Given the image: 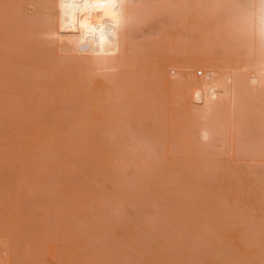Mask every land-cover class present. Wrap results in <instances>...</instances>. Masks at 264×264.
I'll list each match as a JSON object with an SVG mask.
<instances>
[{"label":"bare ground","instance_id":"6f19581e","mask_svg":"<svg viewBox=\"0 0 264 264\" xmlns=\"http://www.w3.org/2000/svg\"><path fill=\"white\" fill-rule=\"evenodd\" d=\"M2 1L3 0H0V3ZM186 1H187V3H186L187 5L184 4L187 6V7L185 6L186 7L185 11H186V9L188 10V8H189V10L186 12L184 11V16H182V14H180L178 12H176L174 14V12L172 10L174 9L175 5L171 4L173 7L172 8L169 7L168 5L170 4L171 1H166V0H7L6 2L5 1L2 2V4L4 3L3 4L4 7H2V4H0V34L2 33L0 35V41L3 40L2 41L3 43L1 42L3 44V46H0V59H1L0 61L5 59V57L3 58L2 55L7 57L6 58L7 60L5 59L6 61L4 60V61L0 62V68L2 66L4 67L5 65H3V64H5L6 62H8L10 60V62H8L9 64L6 63V65H10V66H5L4 70H2L3 69V67H2L0 69V75L3 74L4 71H5V73H7L6 70H8V72H9V74L7 73V77H9L8 75H10L12 73L10 75L11 77L6 78L7 80H4L5 77H4V79L1 78L2 77V75H1L0 80L3 79V81H0V84L1 85H3V84L8 85L10 81H12L14 83V81L16 80L14 77H16L17 75L13 76V74L15 75V74L19 73L17 77H20V75L24 72L22 74V77H20V79L22 80L21 81L22 85L25 84L29 80V79H27L29 77V75H33V76H31V79H33V81L35 80L36 84H39L41 86L42 84L44 85L47 82L45 84V86H48V87H45L47 89V88H49L48 80L46 79L47 80L46 81L44 79L46 82L44 80H42L43 82L41 80H39V81H41L39 83V81L35 78V76L39 75L38 77H41L43 75H46V76L49 75V76H47L48 78L51 77V80H49V82H54L56 84V87L59 88V89L53 88L55 90V92L60 91L62 88V90L60 91L61 94L58 92L60 96L64 92V90H63L64 88L66 90L68 89L67 91L65 90L67 92L66 94L63 93V95L67 97L66 101H68L69 100L68 98H70V97H71L70 99H72L74 97L79 98V102H77V100H78L77 98H76L77 100L75 98L73 99V100H75V101H73V104L75 103L74 104L75 106L72 105L71 103H69V104H71V106H74L73 107L74 109H75V107L78 108V110L82 109V112L79 111V113L80 114L83 113L82 118H79V117L76 118V116L74 117V115H72L73 117L69 116L68 118L72 119L70 125L67 127L65 125L63 127L62 126L63 124H66L67 122H69V121L65 120V119H68L67 118L68 115L65 113L67 116L63 117L65 115H61L62 116V118H61L60 114H64V113H62V111H60L58 108H59V103H60V105H62L61 102L65 99V97H62L63 100L61 102H59L57 100L59 103L56 105L55 103L57 101H55V100L57 98L54 97L55 92L52 89V91L54 93L51 91L52 92L51 95L53 94L52 97L55 98V100H52V101H55L54 102L55 107L51 103H50L51 106H49V103L47 102V100L48 101L51 100L52 97L50 96L51 97L50 99L46 98V100H44V98L46 96H48V95H46V92L48 89L46 90L42 86L38 87V88H40L39 94H38V88L36 89V87H35L36 91H33V93L34 92L37 93V94L34 93L35 95H37V96H35L31 91L33 88L31 89V87H30L31 90H28L29 88H27V90H25V91H28V92H30V94H33L34 99L36 97H37L36 99H38V97L40 96V93L43 92L41 94L42 95L41 98L43 97V100L41 99L42 102L40 101V98L37 100V102L40 101L41 104L39 102L37 104L32 102L35 105H37L36 107L39 106L42 109V107L46 108V106H49L50 108L47 107V109L45 110V113H47L48 111H49L48 113H50L49 109H51V107H52L51 111L54 114H55V110H53V109H56V111L57 110L60 111V113L57 111V114H59V117H57V114H56V116H54V114H52V116H54L55 118L57 117L58 119L59 118L64 119L67 122H65L64 120L62 122L61 119H59V121L54 120L55 119L54 117H53L54 118L53 120L56 123H57V121L58 122L61 121L63 123L61 125V129L63 130V128H65L63 131L66 133H63V131L61 133V130H59L60 125L58 123L55 124V122L51 121L52 117L50 114H48V115H50V119H49V116H47V115L46 116L48 118L44 117L45 113H42L44 115H42V114L40 115V113H39V115L41 117H44L46 121L50 120V124H49V122L48 123L45 122L47 125L44 123L43 125H45V127H42L43 126L42 125L41 126L42 129L40 127L36 128L37 126H35V128L33 127L34 129L30 128V130L24 129V133L22 132L23 130H21V129H23L22 128L23 125L22 126L19 125V126H21V128L19 127L20 129L15 130V132L18 131L17 133L13 132L16 135V136L14 135L15 137H13V139H19V141L17 140V144L19 143L21 145V142H22V145H24V146L27 145V149H30L31 145H28L27 142L29 140H30V142L32 141L31 142V143H33L32 146H34L36 142L34 141V139L29 137V135L31 136L32 134H35V131H36V133L38 135L37 134H35V135H37L40 138L41 142L43 144H45V147H46L45 148L42 146L43 152H45V154L42 152V150L40 151L42 154L45 155V156L43 155L44 157H46L45 159H47V160H44L45 163H46V161H47V163L48 162L49 163L54 162L53 164L56 163L55 166L57 167L59 164V161H61V158H64V161H63V159L61 161L62 163L65 162V160H66L65 163L68 165L70 162L71 163L75 162L74 166L78 165V163H79V165H81V167L83 166L82 167L83 170L88 169L90 166H92L94 164L93 167L88 169L89 172L92 170V168H94L93 173L96 172L97 169H98V171H101V172L104 171V172H102L103 175H102V173L100 174L102 176H100L101 178L98 180V181H101V183H103L104 185L100 184V182H99V185L101 187L98 186L97 185L98 182H96L95 179H94L95 181H93V179H92L91 185H86V182L91 179V178L90 179L86 178L87 174L82 175V176H84L83 181H82V176L76 174V173H78L77 169L71 170V171L74 170L76 172L75 173L73 171V174L74 173L76 174V175L74 174L75 176L72 174L71 171H70L71 174L68 173V176H67V174H65L67 171L65 172L63 170V173H62L61 170L64 167L61 164V166H62L61 169L58 167L60 170V172H58V175H62V176H59V177H61V179L60 178L58 179V183H56L58 185L54 184V186H56L54 189L58 190V193H57V190L54 193V196L56 197V198H53L54 202H53L52 198L49 197L50 195L52 197H54L52 194V192L54 190H52V192H50V193L45 192L46 189H43L44 192L42 191V193L46 194V195H44V196H46V198L50 194L48 196V198H50L52 200L51 201L52 202L51 207H53V209L51 210L53 213L52 215H50L51 214L50 210L47 213V210L49 209V207L47 208L48 200L46 201V204H45V201H44V203L38 202L37 203L38 207L36 204H34L36 206H34V209L32 208L33 210L29 209L31 205L28 206L26 204L29 207L27 211L30 210L31 211L30 213L33 212L32 215H35L34 210L37 211V209H39L40 207H41V209L39 211L40 212H41V210L43 211L41 213H38L39 211H37V215L41 214L40 216L35 215L36 217H31L30 216L31 214L27 213V211H26L27 214L23 213L25 209L21 208L23 203H20V201L22 200L21 199L22 195L20 196V194H18V195H16L18 197H16L15 196L16 189L13 192L14 195L9 193V194H6L5 196H3L4 194L0 193V195L3 198H5L7 195L11 196V199L10 198L9 199L11 200L12 203L14 202V204H12L13 206L11 207L12 214L10 213L11 216H13V217L11 219V217L9 216V217H6L4 219L3 217H5V215H3L2 219L5 221V223L2 221L4 224L3 223H2V225L0 224V226L2 227V228L0 227V230L5 229L4 227L6 225V228L8 231H10L12 229L13 230L12 232H14V229H15V234L16 233L17 234L15 236V234H12L11 232L5 231V232H7V234L3 232V234H6L7 236L10 235L8 238L3 239V240H5V242H6V240L10 241L14 237H17L18 233H19L17 231L21 227L22 228L27 227L25 229H30L29 227H31L32 225H34L33 227H35V225H36V228H39L41 233L46 232L47 234H44V235L49 237V233L47 231H45V229L46 228L48 229L50 227L49 229L53 230V228H52L53 225L48 226L47 223L50 222L49 217L51 218L54 215L53 218L54 217L55 218L54 219L51 218V219L55 222V224H54L55 227L59 226V228L57 230L58 233L56 231L55 232L53 231L54 235H52V237L51 236L50 237L53 240L54 237L57 236V234H58V237H55L57 239L54 241H56V242L59 241V243L62 241V243H63V239H64V242H65V240L68 242V243L67 242L64 243L65 246L60 245L61 248L63 247L62 248L63 252L65 249L64 255H66V254L69 255L71 253L73 254L76 251H78V249L76 250L74 248L75 247L79 248L80 246H82L81 244L83 242L80 243L79 240L83 239L85 236H87V237H85L84 240H82V241L86 240V242H87V243L86 242L83 243L85 248L83 249V247H80V248H82V250L79 249L78 252H82L83 250L84 251L86 250V252L92 254L93 256H90L91 257L90 258L88 255H83L85 257V258H83L82 255H76L77 253H75L74 255L78 256V258H77L78 260L76 259L75 261H77V264H93V262H94V264H100V263L105 264V262H103V260H99V262L97 261V259L99 257H102V255L107 256V255H105L106 250H103L104 248H102V250H103L102 252H104L103 254L100 253L101 250L99 249L100 246L107 247L106 244H104L103 239L105 241H108L109 236H112V233H115V235L113 234L114 236H112L111 238H113V237L117 238V236H118V239H120L121 241H119L118 239H115V240H118L119 242L117 245L118 247L116 246L117 248H115L114 250L119 248L120 242L123 243L127 239L124 235L123 236L119 235L122 232L118 231L119 228H116V226L113 224L114 222H112V224H113L112 226H115V229H112L113 227L111 228L109 226L110 224L108 222V219H110L112 216H110L109 214H107L105 216V214L107 213V210H108V208H110V206L111 207L113 205L116 206V204H117V206H118V204H119V206H121V204L124 202L125 205L123 203V208L127 209V205L128 206H129V204L133 205L135 202V206H137L136 209L139 208L138 210H140L142 208V210H140L141 214L138 215L137 220H136L137 216L136 217L133 216V217H135V220L132 219V221H134V222L136 221V222L135 223L132 222L133 224H131L132 226L130 225L131 227H128L129 223L128 224L126 223L125 225L126 226L128 225V226L126 227L127 229L126 228L125 229L128 230L127 234L129 236H131V234L134 233V234H137L136 235L137 238H139L138 236H141V235H142L141 236L142 238L140 237L139 238L140 241H138V240L136 241V239L132 238L134 236V234H133L131 236V239L130 238L127 239V241L129 240L128 242H132V243L127 242V244H130V247L126 244V242H124L123 244L127 245L126 246L127 250H125L126 248L124 247V245L122 243H120V244L123 245L122 247L124 249L122 247H121V249L120 248L119 249H120L121 253L124 252V254H126L127 256H130L132 253L134 255L136 254L138 257H135L136 255L135 256L131 255V256L135 260L137 258H139V259L141 258L140 260L138 259V262L143 261V258L148 256L147 257L148 259L145 258L146 261L144 260L142 262L143 264H146L145 262H147V264H153L151 259H153V261L155 260L154 263H157V264H160L163 262H164L163 264H171L169 262H172L174 257H175V259L173 260L174 264L176 262H177V264H191V263H193V262H191L193 259H199V260H197V263L194 262L195 264H199L200 261L202 260L201 257L208 255V254L202 255L204 252L201 253V255H200V251L203 248H206L208 250L207 252L209 253V255L211 254V257L215 258L214 261H216L217 264L218 263L222 264L221 261L227 259L228 257L225 258V254L219 255V254H222L223 252H225L224 250L222 251L223 247H221V243H222V246H223V244L225 245V243H226V247L228 244V247H227L228 249H229L230 244L231 245L233 244L231 249L232 250L235 249V252L237 254L236 257L238 256V258H239V261H238V259L235 257V255L232 252H231V254L229 253L230 257L232 255L233 257H235L237 259V260H235L237 262L231 261V264H264V229H263L264 227L261 226V224L264 225V183H263L264 182V169L261 171L260 170L258 171L259 165L264 167V0H190V2L192 1V5H189L190 2L188 3V0H186ZM167 2H168V4H166ZM178 2H180V0ZM185 2H183V3H185ZM177 3H175V4H177ZM144 4H146L145 10H143L144 8L141 6ZM147 4H149L148 8H147ZM152 5L153 6L155 5V8H153ZM164 5L166 8H167V6L169 8H171L170 11H171L172 15L174 14L173 17L175 18V20L172 17V15H169V14H171V13H168L169 8H167V10H166V13L169 15L167 17H169V18L172 17V18L169 21V19L166 17V15H165L166 13L163 12V11H165L164 10L165 7H163ZM141 8H142V11H144V13L142 12V14L140 12ZM161 8H164V9H161ZM178 8H179V6H178ZM146 9H148V11ZM181 9H182V7H181ZM183 10H184V8H183ZM174 11H178V10H174ZM145 12H147V13H145ZM160 12H162V13H160ZM162 14H164L165 16ZM148 15H149V17H147ZM176 15H179L180 17L177 18ZM140 17H142V18H140ZM179 18H180V21H178ZM140 19L144 20V21L141 22ZM147 19L149 22H148V27L146 28L147 25H144V24H147V21H146ZM164 19H168V20H166V22H165ZM176 20L178 22L176 24H174ZM158 21H161V23ZM172 21H174V22H172ZM139 22H140V25L143 23V25H142V26H144L143 29H145V28H146V30L150 29L149 32H147L148 30L147 31L144 30V32H146V34H149V36H150V39H149L150 42L149 43H151L148 47L143 46L146 50L150 47H152V48L156 47L157 48V44H160L159 42H161L162 40L158 42L157 40H155V39H157L156 36H159V37H160V35L164 36L162 34L164 32L161 33L160 27L162 29V26L164 25L163 29L165 30L166 28L168 29V27H166L165 25L168 26L169 25L168 23H171V24L173 23L174 27H173V25H171L172 28L170 31V33L172 35L181 34V35H179L180 37L187 38L186 36H190L194 39L197 38L200 45L201 44L203 45L206 42V44H208L211 49L213 48V46L218 48V49L215 48L216 49L215 53H217V56H215L214 58L211 57L212 55L210 56L209 50L207 51L205 49L207 46L204 45V47H205L204 49H202V48L197 49V50L192 49L193 51L191 50L192 51L191 54H189L190 53L189 52L188 53L189 56L186 54L187 56H185V58H183L184 55L182 54V56H180V54L178 53L179 50L177 48L173 49L174 46L176 45L175 44L176 41L171 42V40L173 41V39L176 37L172 36L173 38H170V42H171L170 45H172L174 43V46H169L170 48L168 47V48H164L161 50L160 47H162L161 45H163V43L161 42L162 44L158 47V50L160 49L161 51L159 50L160 52H158L157 49H154V50H157L158 53H156L155 58H153L154 60L150 59L151 60V61H149L150 63L146 62V63H148V64H146V63H144L145 62V56H143L142 51L139 50V47L141 46L142 43L140 42L139 37L137 36L138 31L139 32L141 31L143 33L142 27L138 28V26H137V25H139L138 24ZM144 22H146V23H144ZM156 23H158V24H156ZM158 26H160V27H158ZM1 29H3V31H1ZM9 29H11V30L9 31ZM167 29L165 31H168L170 28L168 30ZM5 33H7V35ZM36 34H38V35H36ZM4 35H6V36H4ZM149 36L147 35V37H149ZM162 36L160 38H162ZM164 37H167V36H164ZM179 38H178V40H179ZM38 39H40V40H38ZM187 41L185 42L186 45L189 43V40H187ZM45 42H46V44H45ZM81 42H83V43H81ZM138 42H140L139 43L140 45H138ZM179 43L180 42L178 41L177 44H179ZM190 43L192 44L191 40H190ZM43 45H44V47H43ZM137 45L139 46L138 48H137ZM40 46H42V48ZM165 46H168V44H166ZM192 46H195V45L192 44ZM3 47H4V49H3ZM11 47L12 48L14 47L15 49H12ZM175 47H178V46H175ZM7 49H8V51H7ZM145 49H142V50L144 51ZM207 49H208V47H207ZM148 50H150V49H148ZM154 50L152 49V51H154ZM203 50H205V51H203ZM152 51H144V53L147 54V52H149V54H150V52H152ZM182 51H183V49H182ZM213 51H212V53H213ZM13 52H15V53H13ZM180 52H181V50H180ZM207 52H208V54H207ZM215 53H214V55H215ZM29 54H32V55H29ZM148 55H146L148 57V58H146L147 61L149 60ZM15 58L16 59L21 58V60L16 63L15 61H17V60H14ZM30 58H32V59H30ZM24 59H26L27 62L29 60L30 61V62H28L29 64L28 63L24 64L23 62H26ZM11 60H14L13 62H15L16 66L13 65L14 63H12ZM143 60H144V62H142L143 63L142 64L141 61H143ZM19 62L21 63L22 66L20 65ZM18 63H19V66H17ZM30 64L32 66H36V65L37 66L33 67L31 69ZM43 64H46V66H43ZM141 64H142V66L145 64L146 67H148V66L150 67L151 75L154 76V80H156L158 82V84L160 85L159 87L163 91H166L168 93L170 92L172 94H176V96L179 97L180 100H182V102H184V109H185L184 111L189 116L186 118V120H187L186 123H188V127L186 130V133H184L185 135H183V136H185L184 140H185L187 145L191 144L193 141L195 143V141H196L197 145H199V146H196V144H195L196 147H199L198 149L197 148L196 149L200 152V153L197 152V155L201 154V156H197L196 154H192L190 156V154L187 152V151H191V149L189 150V146L187 147V151H185V153L187 152V154H188L187 156L186 155H181V156L172 155L174 153V151L172 154H170L169 151H165L166 153H158V151H160V149L158 151H154V155L152 154L153 152L152 153L149 152V153L145 154L146 148L144 147V145L148 146V147H149V145L146 143L145 144L143 143V142H145V140H143L144 137H140L141 140L139 141L138 140L139 136L138 137L133 136L131 133H134V132H131L130 131L131 128H129V127H126V128H127V130L129 129V132H131V133L128 132L129 135H127L128 133L126 135H127V138L130 135H132V137H130L131 139L129 142L130 143L129 146H131L132 148L127 147L128 144L127 145L125 144V143H127L126 139L122 140V141H125L123 143L125 145V146L123 145L124 147L123 146L121 147L120 144L117 145L116 140H113V143L111 142L112 145L109 144L110 139H111V137H110L111 135L114 136V138H115V136L117 134L118 135L116 137H118L121 133H125V131H127V130H125V128H123L121 126L123 128L122 130L124 132L121 131V133L116 134L114 129H116L115 127H117V126H119L118 128L120 129L119 123H122V120L125 119L123 113L125 111H126V113H128V109H130V108H126V110H123V109H125L124 104L126 103V101H128L125 96H127L128 98H130L131 96H135V94L137 93V87L139 85L143 88V85H142L143 83H141V81H143L144 79L142 77L143 74H141L142 69L139 68V67H142ZM150 64H152V65H150ZM11 65H12V67H11ZM196 65L201 66L203 68H206V70H204V72H203L204 75H202L203 74L202 71L199 70L200 73H202L201 77H194L191 75L190 69H192ZM23 66L27 67L28 69L26 70V68H24ZM168 66H177V67L182 68V69L180 70L179 74L176 75V77L174 76L175 78H170L168 76V74H166V72H165L166 71L165 69ZM6 67H9L10 69L9 68L7 69ZM19 67H20V69H19ZM44 67H46V70H43ZM146 67H144V68L146 69ZM12 68H14V69H12ZM37 68H38V70H37ZM22 69H23V71H22ZM15 70H16V72H15ZM29 70H31V71L33 70V72H31V74H30ZM41 70H42V73H41ZM34 71H37L36 72L37 75H35ZM47 71H50V72H48V74H47L46 73ZM149 71H148V74L150 76ZM5 73H4V75H5ZM26 74L28 75V77H26ZM144 75H145V78H146V76H148L146 74H144ZM151 77L152 76H150V78ZM8 79H10V80H8ZM13 79H15V80H13ZM7 81H9V82H7ZM33 81H32V83H34ZM12 82H10V84ZM19 82L20 81L17 79L16 80L17 84H15V85L19 86ZM154 86H156V85H154ZM9 87H11V89H13V90L9 91L10 94L12 93V91H14V92L17 91L19 94L21 92L22 93L24 92V89H22L23 91L21 89H18V90L14 89V85H12V86L10 85ZM25 87H26V85H25ZM141 87H139V88H141ZM7 88L8 87H6V89ZM51 88H52V86H50V89ZM144 88H146V87H144ZM6 89H5V87H3L0 90L1 93L4 92ZM8 89H10V88H8ZM41 89L42 90L44 89V90L42 91ZM78 89L80 90V92H78ZM19 90H21V92H19ZM14 92H13V94H14ZM72 92L74 95L72 94ZM1 93H0V110H1L0 116H1V119H4L5 117H9V114H8L9 112H7V111H11L10 115H12V117H13V118H11V116H10L9 118H11V119H15L19 112H20V114H22L21 117H24L25 113H23V112H25V111L22 112L23 109H20L19 107H21V105H22V107L23 106L25 107L26 103L30 100L26 99L27 101L26 102L24 101L25 102L24 104L22 102L19 103V101H21L23 98L21 99L19 97V95L14 96L13 94H11V95H13L12 98L19 97L20 99L19 98H17V99L11 98L12 100L7 101L6 100L7 98L10 99L9 97H6V96H10V94H8V90H6L4 93L6 95V96L4 95V97L6 99H4V97L2 96L3 93H2V95H1ZM58 93L55 94V95H57L56 97L59 96ZM24 94H25V92H24ZM44 94H45V97L43 96ZM69 94H71V96H69ZM77 95H79V96H77ZM89 97L90 98L92 97V102H93V100H94V102L96 101L95 104H93V107H92V104H89L90 105L89 107L90 108L92 107V109L90 111L91 114L89 113V110H88L89 107L87 106V99ZM27 98H29V97L27 96ZM30 98H32V97L30 96ZM48 98H49V96H48ZM93 98H95L96 100ZM36 99L34 101H36ZM156 99H157V96H156ZM175 101H176V99H175ZM44 102H47V103L45 104ZM65 102H64V105H65ZM101 102L102 103L104 102L102 106H101ZM79 103L81 105L80 107L77 106ZM129 103H131V102H129ZM17 104H19L20 106L18 105V107H17L16 106ZM66 105H68V104H66ZM31 106H33L35 108L34 105H31ZM103 106L106 109L107 113H104L103 111H99V109ZM68 107H66V108H68ZM15 108L16 109L18 108V109L15 111ZM30 108H32V107H30ZM162 108H164V107H162ZM38 109H40V108H37L35 110L38 112ZM64 110H66V109H64ZM78 110H77V112H78ZM13 111H15V112H13ZM26 111H28V109H26ZM39 111H41V110H39ZM114 111L115 112L116 111H118V112L122 111L121 114H123V115H121L120 112H119V114L121 116L118 113H116V114H118L119 116L114 115V113H115ZM132 111H133V109H132ZM3 112H4V115L7 114L5 117L2 116ZM28 112H26V114H28ZM30 112H31V110H30ZM33 112H34L33 114H35V111H33ZM41 112H43V111H41ZM15 113H16V115H15ZM79 113H78V115H79ZM13 115H15V116H13ZM40 116L37 119L36 118L37 116L35 117V115H34V117L38 121V122L35 121L36 123H41V121L42 122L45 121L44 118H40ZM129 116H130V114H129ZM2 117H4V118H2ZM17 117H20V116L18 115ZM28 118H30V117L28 116ZM73 118H76L77 122L75 120H74V122H72ZM101 118L103 120H106V121H103V125L109 119V121L107 122L108 124L106 123L105 125L111 124L110 125L111 127L108 129H105L106 127L105 128L102 127L101 126L102 124L100 123V121H102ZM7 119L8 118H5V120H7ZM40 119H42V120H40ZM78 119H82V120H78ZM88 119L91 120V123H89ZM9 121H11V120L9 119ZM127 121L129 122V120H127ZM127 121H126V123H127ZM4 122H8V121H4ZM11 122H13V124H14V121H11ZM11 122L6 123L5 125H8ZM24 122H25L24 124L27 125L26 124L27 121L25 120ZM28 122H29L28 124H30V122L32 124L31 120L30 121L28 120ZM51 122H52V124L54 123L53 125H55V127H57L59 125L57 129L60 132L57 131V129H54V130L51 129V128H53L52 127L53 125L51 124ZM162 122H163V120H162ZM178 122H179V120H178ZM3 123H2V121H0V125H1L0 129H1ZM22 123H23V121H22ZM36 123H34V125ZM17 124L18 123H16L15 125H17ZM15 125L13 128H15ZM32 125H31V127H32ZM49 125H52V126L50 127ZM183 125H184V123L182 124V126ZM4 128H5V126H4ZM11 128H12V126L10 127V129ZM31 129L33 131H31ZM37 129H38V131H37ZM196 129H199L200 136L204 140V142H203L204 146H202V144H200L199 141L197 142V139H196L197 137H195ZM12 130H11V132H12ZM19 130H21V131L19 132ZM39 130H41V131H39ZM44 130H45V132H44ZM21 132L24 134V136H22L23 134L21 135ZM27 132H29V134ZM97 132L99 133V137H97ZM158 133H159V131H158ZM155 134H156V132H155ZM169 134L171 135L172 133L169 132ZM0 135H2V134L0 133ZM123 136L125 138V134ZM6 137L7 136L5 134V139H6ZM16 137H18V138H16ZM20 137H22L21 140H20ZM172 137H173V135H172ZM27 138H28V140L25 141ZM5 139L1 137L0 141L5 140ZM99 139L101 142H99ZM133 139H136L137 141H139V144L136 140H133ZM8 140L10 142V137ZM174 140L176 141V138ZM174 140H171V141L173 142ZM111 141H112V139H111ZM171 141H169L170 142L169 146H171V144H173ZM160 142H161V140H160ZM67 143L71 144L70 148H69V144L67 145ZM115 143H116V145H114ZM131 143H133V144L131 145ZM141 143H143L144 145L143 144H142L143 146L140 145ZM177 143L179 144L178 141H177ZM194 143H192V144H194ZM216 143H218V145ZM10 144H9V146H7V149L10 147ZM50 144L52 146L54 145L53 149L50 146ZM58 144H63V145L66 144L67 147L65 149L64 148L60 149L57 147ZM162 144H163V142H162ZM181 144H182V142H181ZM183 145L184 144L178 145V146H183ZM216 145L219 146L218 149H220L221 152L227 151V154H229V157L225 156L226 160L224 159L225 161H223V162L219 158H217L214 153H213L214 156L213 155L209 156L211 154H209V152L207 153L208 150L204 149L205 146H208L210 148L211 146H216ZM40 146H41V144H40ZM191 146H194V145H191ZM16 147H18V145H16ZM171 147H170V149H171ZM0 148H1V150L2 149L6 150V149H4V146L1 147V145H0ZM22 148H24V147L22 146ZM55 148H57V149L54 150ZM149 148H151V147H149ZM10 149H8V152L11 153L13 150L11 151ZM47 149H49V150L47 151ZM3 150L0 153V174L2 176H3L2 173L7 172V169L5 170L6 172L1 171L2 169H4L3 164L6 163L5 158L7 160H10L12 158V156H11V158L8 159V157H6L8 152L5 153ZM44 150H46V151H44ZM77 150H78V152H77ZM152 150H154V149H152ZM202 150H203V152H202ZM19 151H21V150H18L16 153H19ZM31 151H32V149H31ZM50 151H51V153H49V154H51V155L48 154V152H50ZM66 151H68V152H66ZM205 151H206V153H205ZM40 152L38 153L39 157L37 156L39 158V160L42 159V158H40ZM60 152H61V155H60ZM20 153H22V152H20ZM180 153L182 154V152H180ZM195 153H196V151H195ZM76 154L79 156H77ZM158 154H160V156ZM164 154H165V157H164ZM216 154H218V152ZM144 155L150 156V157L145 158ZM18 156H16V157H18ZM49 156L53 157V158L51 157L52 159L50 158V161L48 158ZM54 156H56L59 161L57 159L55 161ZM127 156H129L128 159L133 158V159H131V161L134 162V163L131 162L132 165H130L131 163L127 159ZM16 157H14V159L12 158V160H15ZM67 157L69 160L66 159ZM78 157H79V159H78ZM81 157H84V158H81ZM20 158H21V156L19 157V159ZM70 158L71 159L74 158V159L70 160ZM92 158H93V161H92V163H90L91 162L90 160H92ZM94 158L97 159L98 161L94 160ZM31 159H32V161L34 160V162L36 161L35 160L36 158L35 159L31 158ZM76 159H78V161L79 160H81V161H79V162L77 161V163H76ZM243 160H245V161L242 162ZM17 161L18 160H16V162ZM21 161L24 164L25 158ZM41 161H40V163L42 164L43 160H41ZM9 162L11 164V165L9 164L10 168H11L13 163H11L12 161H9ZM34 162H32V163L29 162L30 164L28 162L27 163L29 165H31V164L34 165L35 164ZM36 163H39V161H37ZM49 163L47 164L48 167L46 166L47 168L52 166V165H49ZM17 164H19V163H17ZM39 164H35V166H32L31 170H33V169L35 170L36 168H37V170L40 169L39 170L40 173L36 172L37 174L34 173V170L32 171V179L38 175L37 176L39 179L38 181L40 182V184L42 183L41 185H44L46 183H47V185H50V184H48V182L50 183L51 180L53 181V178L54 179L56 178L55 174L54 175L52 174L53 176H51L50 174H47L49 178H48V181L45 182L44 181L45 176L43 175L45 173L43 171L41 172L42 167L38 168ZM125 165H128V166L130 165L129 166L130 168L126 167V168H128V169H126ZM4 166H5V164H4ZM99 166H101V167H99ZM102 166H103L104 170H103ZM52 167H50L51 169L49 168L50 169L49 171H51V172H52ZM56 167H54V170ZM68 167H71V165H69ZM47 168H45V169H47ZM58 168H57V170H58ZM100 168H102V169H100ZM9 172L12 173V171H9ZM97 172L95 174L99 175V174H97ZM8 173H6V176H8L10 174V173L9 174ZM41 173H42V175H41ZM47 173H49V172H47ZM223 173L224 174L226 173V174L224 175ZM40 175H41V177H40ZM91 175H92V177L96 176L94 174H91ZM128 175H129V178H128ZM50 176L52 177V179L50 178ZM78 176H80V178ZM226 176L229 178H231V177L236 178L235 182L230 181L231 185L232 186L234 185L233 187L231 186L232 189H235L234 190V198H233V196H231V199L232 198L233 199L230 202V204H226V200H228L227 198H229L228 195L230 193L229 194L226 193V195H227L226 196L225 193H223L224 190L222 189L223 188L222 182L224 181L225 178L227 179ZM69 177H71V178L75 177V179L77 178L76 180L79 182V187H85L86 186L85 187L86 189L84 190L83 193L80 192L81 190H77L76 188H74L77 185L75 183L76 180L73 182L70 181L71 183L69 182V185H66L67 184L66 182H67ZM189 177H190L189 180L193 181L194 183L186 181V179ZM121 178L129 179V180H127L128 181L127 184H126V180L124 181V179H121ZM130 178L131 179L133 178V179L131 180ZM135 178H137V179H135ZM211 178H213V179H211ZM138 179L140 181H138ZM162 179H165V180L168 179L169 181L168 182L162 181ZM216 179L219 180L218 181L219 184L217 183ZM34 180H36V179H34ZM85 180H86V182H85ZM133 180H137L138 183H140V182L141 183L138 184L139 186H137L136 185L137 181H135L136 184L134 186L135 182H133ZM228 180L229 179H227V181ZM220 181H221V184H220ZM84 182H85V184H84ZM94 182L96 183V185ZM123 182H125V183H123ZM132 182H133V185H132ZM250 182H256L257 185L253 186ZM72 183H73V185L75 184V186H73L74 189L71 186ZM106 183H108L109 186ZM129 183L131 186H129ZM153 183L157 187L154 186L155 189L151 190L152 188H154L152 186V185H154ZM165 183H166V185L164 186ZM209 183L212 186L209 185ZM51 184H52V182H51ZM105 184H106V186H108V189H107V187L104 188ZM203 184H204V186H202ZM249 184L252 185L251 188H254V190H255L254 194L249 193V192H251L250 191L251 188L249 187L250 186ZM61 185H64L63 190L65 188H67V186H68V188L65 189L66 190L65 192L67 195L70 194V192H69L70 189H71V191L74 192V193L71 192V193H73V195L71 194L72 196L71 195L67 196L68 199L64 198V195H63L64 191H62L61 189H58L59 186H61ZM228 185H229L228 188H231L229 182H228ZM50 186H52V185H50ZM132 186L134 187V189ZM136 186H137V188H135ZM167 186L170 190L173 191V192H171V193H173L172 195H171L169 189H167V191H169V192H166V190H163V188L167 187ZM220 186H221V188H220ZM35 187H38V186H35ZM128 187H131V188H128ZM204 187L207 188L206 191H205ZM212 187H213V190L211 189ZM20 188L22 189V187H20ZM148 188H150V189H148ZM158 188H159V191L157 190ZM202 188H204V190ZM21 189H20V191H22ZM35 189H38V188H35ZM78 189H82V188H78ZM18 190H17V193H18ZM26 190H27V192H29L30 189L25 188V190L23 189V192L27 193V192H25ZM60 190H61V192H60ZM155 190H157V192L160 195L157 194V192ZM20 191H19V193H21ZM211 191H213V192H211ZM225 192H227V191H225ZM24 193H22V194H24ZM131 194H133V196ZM248 194H250L251 196L252 195L256 196V198L259 200V203L257 205V211H254V209H251V207L254 208V206H253V204L251 206V204L248 203V201L251 202L252 200H255V199L253 198V196L252 197L250 196L253 199L248 200V197H249ZM142 195H143V198L141 197ZM144 195H145V197L147 195H149L146 198V199H148V198L149 199L145 200ZM8 196H7V198H8ZM19 196H20V198H19ZM82 196H84L85 199H82ZM134 196H136L139 199L137 200ZM101 197H107L108 199L106 198V201H108L110 203L106 202L105 200L103 201L104 198L101 199ZM131 197H133V198H131ZM157 197H159V198L161 197V199H159V198L156 199ZM242 197H244V198H242ZM15 198L20 199L19 200L20 204L18 203V199L13 200ZM57 198L59 200H61L60 201L61 203H58L59 200H57ZM74 198H75V200L80 201L81 204L83 203V200H84L85 206L78 205L77 201L74 202ZM162 198H165V199H162ZM188 198H190L191 201ZM55 199L57 202H55ZM62 199H64V200H62ZM112 199H113V201H112ZM195 199H196V201H195ZM114 200H115V202H116V200H118L119 203L116 202V204H113V203H115ZM133 200H135V201H133ZM143 200L147 201V202L143 203ZM162 200H163V202H162ZM197 200H199V201L197 202ZM206 200H208L207 204H206ZM150 201H152L153 203L155 202L158 205L153 204ZM188 201H190V202H188ZM200 201H201V203L203 201V204H205V205H208L210 203L209 205H211V207L210 208L207 207L208 211H207L206 207L204 208L201 206L202 204L200 203ZM102 202L108 203V204H110V206H106L108 204L101 206ZM111 202H113V203H111ZM148 202H149V204H148ZM169 202H171V203H169ZM1 203H2L3 207L6 205L5 202H0V208H1L0 213L4 212L3 214H5V211L3 209L6 208V210H8L10 207H7L8 206L7 205L2 209ZM54 203H56V204L54 205ZM74 203H75V205L73 206ZM89 203H91L93 205V208L88 207V206H91V205H88ZM150 203L153 204L152 205V207H154L153 209H152ZM41 204L43 207L45 205V207L43 208L41 206ZM49 204H50V202H49ZM49 204H48V206H49ZM59 204L62 207H60ZM141 204H142V206H141ZM160 204H162V205H160ZM249 204H250V206H249ZM169 205H171V206H169ZM9 206H10V204H9ZM19 206H21V207H19ZM119 206H118V208L121 209L122 206L121 207H119ZM149 206H150V208H149ZM155 206L159 210H157V212H155L156 215H155V213L150 215V213H151L150 210L156 211ZM226 206L228 207L227 209H226ZM36 207H37V209H35ZM83 207H85V208H83ZM102 207H103V209H102ZM116 207L114 208V206H113V211L116 209L115 212L117 213V211H120V209L117 210ZM168 207H170V208H168ZM173 207H175V208H173ZM19 208L21 210H19ZM69 208L71 210H69ZM94 208H95V210L99 209L97 211L98 215H101V214H102L101 216L104 215V218L101 219L100 222L97 220L98 219L97 216H94V214H89L90 210L94 209ZM163 208H164V210H163ZM197 208L200 209L199 210L200 212H202V211L203 212H209L210 214L202 215L203 212L199 213ZM202 208L204 210H201ZM54 209L56 212L54 211ZM250 209L253 210L254 212L251 211ZM87 210H89V211H87ZM111 210H112V208H111ZM162 210H163V212H162ZM166 210H169V211H166ZM19 211L20 212L22 211L21 212L22 214L19 213ZM122 211L124 212L126 210H122ZM122 211H121V213H122ZM134 211L137 212L136 210H134ZM134 211L133 210L130 211V209H128V211H126V212L130 217L131 213L132 212L134 213ZM170 211L172 212V214ZM197 211H198V213H197ZM60 212H61V214H60ZM126 212H124V213L126 214ZM164 212H166V213H164ZM169 212H170V214H168ZM2 213L0 214V216L2 215ZM7 213H9V211H7ZM121 213H119V214L117 213V215H120ZM198 214H200V215H198ZM25 215H27V216H25ZM108 215L110 217H108ZM128 215L126 216V218H124L125 221H127L126 219H127ZM147 215H148V217H146ZM154 215L157 216V218L161 215H164V216H162V217H164V219H162V217H161V219L159 220V219L155 218ZM18 216H21V217H18ZM67 216H68V218H66ZM71 216H75V218H71ZM81 216L83 217L82 220L86 221V223H88V222L90 223V224L88 223L89 226H85V225L83 226L82 223L80 226V224L77 221H80ZM91 216L92 217L94 216L97 219L93 218V220H92ZM123 216H124V214L122 213L121 218H123ZM198 216H200V217H198ZM255 216H257V218H255ZM105 217H108V219H106ZM117 217H119V216H117ZM140 217H142V218L144 217V219H142ZM150 217L154 218V222H152L153 220L150 221V223L152 225L148 222L149 219H147ZM7 218L8 219L10 218V219L6 221ZM65 218L68 220H64ZM121 218L119 219L120 221L123 220ZM131 218L132 217H130L129 221H131ZM166 218L167 219L169 218V219L166 220ZM203 218L205 220H203ZM2 219H0V220H2ZM86 219H89V220L87 221ZM95 219L97 220V222ZM170 219H173V220H170ZM104 220H106V223L104 222ZM157 220H159V222L161 223L160 225H162V226L165 225L164 228H166V231L169 232V233L168 232L166 233V236L163 233L161 235L162 238L157 237L160 235H156V234H160L159 231H161V230H159V228L161 227L158 224L159 222L156 223ZM162 220H166V223H163ZM64 221H71L72 224L71 223H70L71 225L70 224L69 225L63 224ZM176 221H179V222H176ZM115 222H116V220H115ZM117 222H119V221H117ZM168 222L170 224H172V226H171L172 230L169 229L170 224H168ZM198 222L203 224V226L200 225V223H198ZM51 223H53V222L51 221ZM56 223H57V225H56ZM95 223H97V224H95ZM122 223H124V220ZM140 223H141V225H140ZM146 223H148V224H146ZM153 223H155V225ZM179 223H180V225H179ZM135 224H139V226H137ZM173 224H174V227H173ZM3 225H4V227H3ZM96 225H98V226H96ZM101 225L104 227V229L107 230V231L105 230L106 231V233H104L105 235L102 233ZM153 225L157 228V231H156V228L153 227V231L151 232V228H152L151 226H153ZM193 225H195V226H193ZM75 226L79 230V232L77 231L78 232L77 234H75L76 231L74 232V230H77V229H75ZM133 226L138 227V228H136L137 230H135V229L132 230ZM158 226H159V228H158ZM200 226L204 227V228L202 229ZM57 227H56V229H57ZM184 227H186V230H183V229H185ZM189 227H191V228H189ZM88 228H89V230H87ZM96 228H97V230H96ZM174 228L178 229V231L180 230V233L177 231V233H178L177 234L175 232L176 230ZM192 228H194L195 230ZM31 229H32V227H31ZM116 229L119 233L116 232ZM140 229H143V231ZM110 230H112V231H110ZM122 230H124V229H122ZM181 230L186 231V233H184V232L181 233ZM25 231H24V233H25ZM95 231H97V232H95ZM129 231H131V232H129ZM208 231L209 232L211 231L212 233L211 232L209 233ZM213 231H214V234H213ZM20 232H21V229H20ZM80 232H82V233H80ZM24 233L22 235L26 238L28 236V234H26V236H25ZM30 233H32V232H30ZM39 233H38V235H39ZM71 233L74 236H71ZM79 233L81 235L78 236ZM150 233L153 234V236H151ZM192 233H194L195 236L197 235V237L194 238L195 236ZM61 234H63V235H61ZM95 234H97L98 236H96ZM116 234H118V235H116ZM167 234H170L172 237H170ZM182 234H184V235H182ZM209 234H210V237H209ZM0 235L2 236V234H0ZM12 235L14 237L10 239V237H12ZM33 235L30 234L28 236L29 238L27 237L26 240L30 239V238L32 239V237L36 236V235H34V236ZM59 235H61V240L59 239V237H60ZM90 235L92 237H90ZM214 235H216L218 238H214ZM1 236H0V238H1ZM46 236H43V237L48 239V237H46ZM168 236L170 238H168ZM183 236H187L188 238L185 237V238H187V240H185V238ZM21 237L22 236L19 235L18 238L20 239ZM24 237L21 238L20 241L22 239L24 241L25 240ZM71 237L72 238L75 237V239L72 240L73 242L77 241L79 238V240L77 242H75L77 246H74L75 244L72 243L74 246L73 248H72V244L69 242V241H71ZM76 237H77V239H76ZM88 237H90V238L86 239ZM120 237H122V238H120ZM147 237H148V239H150V241H148ZM154 237H156V238H154ZM179 237H181V238L178 239ZM212 237L214 240H216V242L212 241L213 239L211 240ZM67 238L69 240H67ZM100 238L102 241L99 245H97L98 243L96 244V246L94 244H92L94 240L96 241L97 239H100ZM182 238H184V241L180 242L181 240H183ZM223 238H226L228 243ZM31 239H30V241H31ZM36 239L37 238H35V241L37 242L39 240L38 242H39V245L41 246L40 241H42L43 239H38V240H36ZM90 239H91V241H89ZM141 239H143V240H141ZM194 239L196 240L197 244H198V242L202 243V245L204 244L203 248L201 247L200 243L198 244L199 246H197V244H195L196 247L190 246V244H192V245L194 244L193 243ZM199 239L201 241H199ZM228 239H229V241L231 240L230 243H229ZM111 240L113 241V239H111ZM195 240H194V242H195ZM203 240L204 241L207 240L208 244H206V242L205 243L202 242ZM210 240H211V242H210ZM221 240H222V242H221ZM48 241L50 243H53L52 245H54V244L56 245V242L50 241V239ZM95 241H94V243H95ZM142 241H144L145 243ZM151 241H154V242H152V245L150 244L151 246H149V243ZM188 241H190V242H188ZM172 242L174 243L173 245H171ZM209 242L212 244L210 245ZM16 243H19V242L17 241ZM16 243L13 242V244H12V242H11V244L9 243L11 246H8V244H7V246L12 248V246L15 245ZM30 243H33V242H30ZM30 243H28V245H30ZM110 243H111V241H110ZM135 243H136V246H139L140 249L144 248L145 247L144 244H146V247L144 248L145 250L147 248H149L147 251L151 252V249L153 251L155 249H158L159 253L157 252V250H155L158 254L153 255L152 254L153 251L150 253V252H145L144 250L143 251L141 250L142 252L147 253V255L143 253L145 255V256L143 255L144 256L143 257V256H141L142 254H139L142 252H138L139 248L135 249V250H137V252H136L134 250V248L132 247V245H135ZM157 243H160V244L158 245ZM179 243H180V245H179ZM181 243H183V244L185 243V244L183 245ZM25 244H27V242ZM25 244L23 245V243H22V245H21L22 249H21L20 245H18V246H20L18 249L15 248L16 245H15V247L13 246V248H14L13 253L15 251H17V254H18V251L24 252V249H30V246H28V245H27L28 248H25ZM42 244H44V243H42ZM45 244H46V242H45ZM141 244H142V246H141ZM32 245L33 244H31V246ZM55 245L53 247H55ZM66 245H71L70 247L72 248V250L68 246V248H69V251H68V248L66 247ZM143 245H144V247H143ZM160 245H163L162 249H161ZM170 245H171V247H170ZM177 245H178V247H177ZM7 246L3 247V248H5V250L9 249ZM90 246H92L93 250L94 249L96 250V248L98 247L97 251H96L98 254V256H97L98 258H96L95 254L92 253L93 251L91 248H89ZM147 246H149V247H147ZM168 246L170 247V249L168 248ZM173 246L176 249V251H175V249H173ZM180 246H182V247H180ZM186 246H187V248H186ZM48 247H49V243H48ZM93 247H95V248H93ZM158 247H160V248H158ZM165 247H167V248H165ZM214 247H216V248H214ZM233 247H235V248L233 249ZM57 248H59V247H57ZM66 248H67V251L68 252L71 251V253H67ZM190 248H191V250H189ZM200 248H201V250L198 251L197 249H200ZM212 248H213V251H212ZM12 249H9V251ZM19 249H21V250H19ZM107 249H108V247H107ZM131 249H132V251H131ZM172 249H173V251H171ZM228 249H226V250H228ZM62 250L60 251L61 253H62ZM209 250H210V252H209ZM9 251H5V252H9ZM90 251H92V252H90ZM116 251L112 250L110 253H114ZM160 251H163L164 254L160 255V254H162V252H160ZM228 251L230 252V250H228ZM228 251L226 253H228ZM23 252H21V253H23ZM39 252H42V251H39ZM176 252H178V253H176ZM198 252H199V255H198ZM28 253H29V251H28ZM30 253L32 254V252H30ZM34 253H36V252H34ZM191 253H193L192 254L193 256L191 255ZM195 253H196V255H195ZM183 254H187V255H183ZM28 255L27 256L25 255V257H28ZM34 255L32 254V256H34ZM118 255H119V253H118ZM152 255L155 257L153 258ZM158 255H160V256H158ZM181 255H183V256H181ZM14 256L15 255H13V257ZM79 256L82 257V259L80 258L81 260H83V259L88 260L89 258L91 260L89 259L88 263H87V261L84 263V260L81 261V263L80 262L78 263V261H80ZM176 256H178V257H176ZM217 256H219L220 259ZM222 256L225 259L222 260V258H223ZM38 257H39V255H38ZM87 257H89V258H87ZM166 257H167V259H165ZM172 257H173V259L171 260ZM184 257H186V258H184ZM67 258L69 260V256H67ZM156 258H158V259H156ZM204 258H203V260H204ZM9 259L11 261L13 258L12 259L9 258ZM71 259L74 260V257L70 258L69 264H71V262H73V261H71ZM123 259H124V257H123ZM123 259L122 260L120 259L122 261V264L131 263V262H128L129 260L125 261L126 258L124 259V261H125V263H124ZM109 260H112L111 257H109ZM120 260H117L118 262H116V263H119ZM168 260H169V262H166ZM218 260H220V262H218ZM231 260H232V258H231ZM5 261H7V260H5ZM182 261H184L185 263ZM210 261L208 262L209 264H215V263L210 262ZM90 262H92V263H90ZM228 262L229 261H227L226 263H228ZM73 263H75V262H73ZM202 263H203V261H202ZM119 264H121V263H119ZM131 264H133V263H131ZM140 264H141V262H140ZM223 264H224V262H223Z\"/></svg>","mask_w":264,"mask_h":264},{"label":"rangeland","instance_id":"374dc122","mask_svg":"<svg viewBox=\"0 0 264 264\" xmlns=\"http://www.w3.org/2000/svg\"><path fill=\"white\" fill-rule=\"evenodd\" d=\"M4 1L6 2L7 0H3L2 2H4ZM166 1H171L170 4L168 5V6L171 7V8L173 7L172 5H175V6H174V9L172 10V11L174 12V14H175L176 12H178V13L182 14V16H184V11H185V8L187 7V6H186V5H187V4H186V3H187L186 0H185L186 2H185L184 0H180V2H178L179 0H166ZM176 1H177L178 3H177ZM2 2H1L0 4H2ZM164 2H165V1H164ZM164 2H163V3H164ZM183 2H185V3H183ZM189 2H190V0H188V3H189ZM149 3H150V2H149ZM161 3H162V2H161ZM173 3H174V4H173ZM175 3H177V4H175ZM3 4H4V3H3ZM3 4H2V7H4ZM166 4H168V2H167ZM171 4H172V5H171ZM184 4H186V5H184ZM189 5H192V1L189 3ZM141 6L144 8L143 10H145L146 4L141 5ZM152 6H153V5H152ZM156 6H157V5H156ZM168 6H167V8H169ZM178 6H179V8H178ZM185 6H186V7H185ZM148 7H149V4H147V8H148ZM163 7H165V5H164ZM181 7H182V9H181ZM153 8H155V5L153 6ZM167 8L165 7V9H164V8H161V9H164L165 11H163V12L166 13ZM171 8H169V12H168V13H171V11H170ZM183 8H184V10H183ZM151 9H152V8H151ZM180 9H181V10H180ZM146 10L148 11V9H146ZM158 10H159V9H158ZM174 10H178V11H174ZM179 10H180V11H179ZM188 10H189V8H188ZM188 10L186 9V11H188ZM161 11H162V10H161ZM181 11H182V12H181ZM186 11H185V12H186ZM140 12H141V14H142V12L144 13V11H142V8L140 9ZM145 13H147V12H145ZM160 13H162V12H160ZM178 13H177V14H178ZM174 14L172 15V13H171V14H169V15H172V17H173ZM180 14H179V15H180ZM162 15H164V14H162ZM165 15H166V17L169 16L167 13H166ZM165 15H164V16H165ZM179 15H176V17H177V18L180 17ZM160 16H161V15H160ZM147 17H149V15H148ZM172 17H171V18H172ZM140 18H142V17H140ZM164 18H165V17H164ZM167 18H168L169 21H170L171 18H169V17H167ZM173 18H174V17H173ZM144 19H145V18H144ZM168 19H164L165 22H166V20H168ZM160 20H161V19H160ZM162 20H163V19H162ZM174 20H175V18H174ZM140 21L143 22L144 20H141V19H140ZM146 21H147V24H144V25H147V26H146V28H147V27H148V22H149V21H148V19H147ZM178 21H180V18L178 19ZM178 21L176 20L174 24H176ZM158 22L161 23V21H158ZM172 22H174V21H172ZM144 23H146V22H144ZM138 24L140 25V22H139ZM156 24H158V23H156ZM168 24H169L168 26H167V25H165V26L168 27V29L170 28L169 30L166 28L169 32H168V31H165L166 29H165V30L163 29V28H164V25H163V26L161 25V26H162V29H161L160 26H158V27H160L161 33L164 32V33H162V34H163L164 36H167V37H164V36L160 35V37L162 36V38H160L159 36H156L157 39H155V40H157L158 42L162 40L161 42L163 43V45H161V44H162L161 42H159L160 44H157V43H156V44H157V48H156V47H155V48H154V47H153V48L150 47V48H148V49H150V50H148V49L146 50V49L144 48V47H148V46L151 44V43H149V42H150V40H149V39H150L149 34H146V32H144V30H146V28L143 29V27H144V26H142L143 23H142L140 26L137 25L138 28H141V27H142V29H143V30H142L143 33H142L141 31L139 32V31L137 30V31H138V35H137V36L139 37L140 42L143 44V45L141 44L142 47H141V46L139 47L138 45H140V44H139L140 42H138L137 48L139 47V50H141L142 53H143V56H145V62H144V60H143V61H141V63H142V62L146 63V62H149V61H151V60H154L153 58H155L156 53L160 52V51H161L162 49H164V48H168L169 46H174V43H173L172 45H170V43H171V42H175V41H176V43H175L176 45H175V46H178V47H175V46H174L173 49H176V48H177V49L179 50V52H178V51H177V52L180 54V56H182V54L184 55L183 58H185V56H187L189 52H190L189 54H191V52H192L193 50H197V49H201V48L204 49V48H205L204 45L208 47V49H207V47H206L205 49H206L207 51L209 50V52H210V53H209L210 56L212 55L211 57L214 58L215 56H217V53H215V50L218 49V48H216V47L213 46V48L211 49L210 46H209L208 44H206V42H205V44H203V45L201 44V45H200V43L198 42V39H197V38L194 39V38H192V37H190V36H186V35H185L187 38H184V37H180V36H179V35H181V34H177V35L175 34V35H172V34L170 33V31H171V28H172L171 25H173V23H172V24H171V23H168ZM159 25H160V24H159ZM173 27H174V25H173ZM5 28H6V27H5ZM9 28H10V27H9ZM6 29H7V28H6ZM10 30H11V29H9V31H10ZM147 30H148V31H147ZM147 30H146V31L149 32L150 29H147ZM160 30H159V31H160ZM1 31H3V29H1ZM135 31H136V30H135ZM135 33H136V32H135ZM1 34H2V33H1ZM1 34H0V35H1ZM3 34H4V33H3ZM5 34L7 35V33H5ZM38 34H39V33H38ZM38 34H36V35H38ZM142 34H143V35H142ZM165 34H166V35H165ZM6 35H4V36H6ZM147 35H148L149 37H147ZM182 35H183V34H182ZM145 36H146V37H145ZM172 36H174V37H176V38H174L173 41L171 40V42H170V38H173ZM183 36H184V35H183ZM179 37H180V38H179ZM189 37H190L191 39H190ZM5 38H6V37H5ZM39 38H40V37H39ZM159 38H160V39H159ZM178 38H179V40H178ZM143 39H144V40H143ZM193 39H194V40H193ZM38 40H40V39H38ZM142 40H143V41H142ZM148 40H149V41H148ZM177 40L180 42V43H179L180 45L177 44V42H178ZM187 40H189V43L186 45L185 42H186ZM190 40H191L192 44H194L196 47H195V46H192V44L190 43ZM2 41H3V40H2ZM2 41H0V46H3V44H2L3 42H2ZM5 41H6V40H5ZM163 41H164V42H163ZM194 41H195V42H194ZM1 42H2V43H1ZM144 42H145V43H144ZM155 42H156V41H155ZM181 42H182V43H181ZM187 42H188V41H187ZM197 42H198V43H197ZM183 43H184V44H183ZM43 44H44V43H43ZM45 44H46V42H45ZM152 44H153V43H152ZM154 44H155V43H154ZM166 44H168V46H165ZM160 45H161L162 47H160L161 50L159 49V50H160V51H159V50H158V47H159ZM190 45H191V46H190ZM143 46H144V47H143ZM163 46H164V47H163ZM198 46H199L200 48H199ZM9 47H10V46H9ZM40 47L42 48V46H40ZM43 47H44V45H43ZM180 47H181V48H180ZM11 48H12V47H11ZM151 48H152L153 50H154V49H157L158 52H157V50L152 51ZM169 48H170V47H169ZM215 48H216V49H215ZM3 49H4V47H3ZM12 49H15V48L13 47ZM142 49H145L144 51H152V52H150L151 55L149 54V52H147V54L144 53V51H143ZM182 49H183V51H182ZM192 49H193V50H192ZM180 50H181V52H180ZM188 50H189V51H188ZM191 50H192V51H191ZM213 50H214V51H213ZM7 51H8V49H7ZM11 51H12V50H11ZM175 51H176V50H175ZM203 51H205V50H203ZM212 51H213V53H212ZM154 52H155V53H154ZM13 53H15V52H13ZM18 53H19V52H18ZM18 53H17V54H18ZM214 53H215V55H214ZM17 54H16V55H17ZM148 54H149V55H148ZM186 54H187V55H186ZM207 54H208V52H207ZM29 55H32V54H29ZM146 55L149 56V60H148V61L146 60V58H148ZM2 56H3V58L5 57V59L7 58V57L4 56V55H2ZM188 56H189V55H188ZM31 57H32V56H31ZM3 58H2V59H3ZM23 58H24V57H23ZM23 58H22V59H23ZM5 59H4V60H5ZM30 59H32V58H30ZM33 59H34V58H33ZM150 59H151V60H150ZM0 60H1V59H0ZM4 60H2V61H4ZM6 60H7V59H6ZM6 60H5V61H6ZM14 60H17V61H15V62L17 63L18 61L21 60V58H20V59H19V58H17V59L15 58ZM14 60H11V62L14 63L13 65L16 66L15 62H13ZM24 60L26 61V59H24ZM24 60H23V61H24ZM2 61H0V62H2ZM23 61H22V62H23ZM8 62H10V60H9ZM8 62H6V63L9 64ZM28 62H30V61L28 60ZM28 62L26 61V62H23V63L26 64V63H28ZM152 62H153V61H152ZM3 63H4V62H3ZM6 63L3 64V65H5V66H10V65H6ZM19 63H20V62H19ZM19 63L17 64V66H19ZM35 63H36V62H35ZM149 63H150V62H149ZM28 64H29V63H28ZM31 64H32V63H31ZM31 64H30V65H31ZM142 64H143V63H142ZM142 64H141V66H142ZM146 64H148V63H146ZM20 65H21V63H20ZM150 65H152V64H150ZM1 66H2V65H1ZM5 66H4V67L2 66V67H3L2 70H4ZM21 66H22V65H21ZM28 66H29V65H28ZM36 66H37V65H36ZM36 66H32V65H31L30 67H31V69H32L33 67H36ZM43 66H46V64H43ZM139 66H140V65H139ZM143 66L146 67L145 64H144ZM143 66H142V67H143ZM147 66H148V65H147ZM2 67H1V68H2ZM11 67H12V65H11ZM23 67H24V66H23ZM142 67H139V68L142 69V70H141V71H142L141 74H143L142 77H143L144 80L141 81V83H143V84H142V85H143V88L139 85V86L137 87V93L135 94V96H131L130 98H128L127 96H125V97L127 98V100H128L129 102H131V103H129L128 101H126V103L124 104V108H125V109H123V110H126V108H130V109H128V113L130 114V116H129L128 113H126V111H125V112L123 111V112H124L123 114H124L125 119L122 120V123H119V124H120V129L118 128L119 126L116 125L117 127H115V128H116L118 131H117L116 129H114V130H115V133L117 134V133H121V131L124 132V131L122 130L123 128H125V130H127L126 127H129V128L132 129V130L130 129V131H131V132H134V133L129 132V129H128L127 131H125V133H121L122 135L120 134V135H119L120 137H119V136L116 137L118 134L115 136V138H114V136L111 135L110 137H111L112 141H111V139L108 137V138L110 139V143H109V144H111V142L113 143V140H116L117 145L120 144V146L122 147V146L124 145L123 143L125 142V141H122V140H125V139H126V142H127V143H125V144H126V145L128 144L127 147H131V146H129V145H130L129 142H130V139H131L130 137H132V135H133V136H136V137L139 136V138H138L139 141L141 140L140 137H144L143 140H145V142H143V143H144V144L146 143V144L149 145V147H151V148H149L148 146H145L143 143L140 144V145L143 144L144 147L146 148V149H145V151H146L145 154H147V153H149V152H151V153L153 152L152 154L154 155V151H158V150L160 149V151H158V153H166L165 151H169V153L172 154L173 151H174V153H173L172 155H176V156H177V155H178V156H181V155H186V156H187V155H188L187 152L190 154V156H191L192 154H196V155H197V152H199L197 149H198L199 147H196V146H199V145H197L196 141H195V143H194V141L192 142V143H194V144L191 143V144L187 145L186 142H185V140H184V137H185V136H183V135H185L184 133H186V130H187V127H188V123H186V122H187L186 118L189 117L188 114L184 111V110H185V109H184V102H182V100H180V98L177 97L176 94H172V93H170V92L168 93V92H166V91H163V90L159 87L160 85L158 84V82H157L156 80H154V76L151 75V70H150V67H149V66L146 67V69H145L144 67H143V68H142ZM1 68H0V69H1ZM6 68L8 69L9 67H6ZM24 68H26V70L28 69L27 67H24ZM24 68H23V69H24ZM151 68H152V67H151ZM200 68H201V69H200ZM9 69H10V68H9ZM12 69H14V68H12ZM19 69H20V67H19ZM23 69H22V71H23ZM29 69H30V68H29ZM181 69H182V68H179V67H177V66H168V67H166V69H165L166 71H165V72H166V74H168V76H169L170 78H175L176 75L179 74V72H180ZM2 70H1V71H2ZM33 70H34V69H33ZM33 70H32V71L29 70V71H30L29 73L31 74V72H33ZM37 70H38V68H37ZM43 70H46V67H44ZM149 70H150V71H149ZM199 70L202 71V73H203L204 70H206V68H203V67H201V66H197V65H196V66H194L192 69H190L191 75L194 76V77H201L202 75H204V73H203V74H202V73H199V72H200ZM6 71H7V73L9 74L8 70H6ZM24 71H25V70H24ZM145 71H146V72H145ZM148 71L150 72V76H152L151 78H150V76H149V74H148ZM197 71H198V72H197ZM15 72H16V70H15ZM34 72H35V75H37V74H36L37 71H34ZM39 72H40V71H39ZM39 72H38V73H39ZM48 72H50V71H47L46 73L48 74ZM4 73H5V71H4ZM4 73L1 74V75H2L1 78L4 79V77H5L4 80H7L6 78L11 77L10 75H11L12 73H11L10 75H8L9 77H7V73H5V75H4ZM21 73H22V72H21ZM23 73H24V72H23ZM23 73H22V74H23ZM25 73H26V72H25ZM41 73H42V70H41ZM43 73H44V72H43ZM193 73H194V74H193ZM18 74H19V73H18ZM18 74H15V75L13 74V76H16V75L18 76ZM22 74L20 75V77H22ZM144 74H146V75H148V76H146V78H145V75H144ZM201 74H202V75H201ZM1 75H0V76H1ZM3 75H4V76H3ZM42 75H43V74H42ZM51 75H52V74H51ZM17 76L14 77V78H15L16 80L18 79V80L20 81V82H19V86H18V85H15V84L18 83V82L16 83V80H15V79H13V80H15L14 83H13L12 81H10V82H12V83L10 84V82L7 81V82H9V84H8V83H7V84H8L9 86H10V85H11V86L14 85V89H16V90H18V89H21V90L24 89L25 94H24V92L22 93L21 90H19V92H21L20 94H19L17 91H16V92L12 91L11 94H13V92H14V94H13L14 96L19 95V97H20L21 99H22V98H23V99L25 98L24 100L22 99L21 101H19V103L22 102V103L24 104V103L27 101L26 99H29L31 102L28 101V102L26 103L25 107H24V106L22 107V105H21V107H19L20 109H23L22 112L25 111V112H23V113H25V116H26V117H25L24 115H23L24 117H21L22 114H20L19 111H18V112H19L18 115H19L21 118H20V117H17V116H18V115H17L15 119H11V118H13L12 115H10L11 111H7V112H9L8 114H9V117L11 116V118H9V117H5L7 114L4 115V112L2 113L3 115L1 114V115L4 116L5 118H8L7 120H5L4 117H2V118H4V119H1V116H0V121H2V123H3L4 121H8V122L14 121V124H13V122L9 123L8 125H5V124L8 123V122H4V123L2 124V127H1V129H0V133H1L2 135H0V136H1L2 138L5 139V134H6L7 137H6L5 140H1V141H0V142H1L0 145H1V147L4 146V149H6L7 151H6V150H3V149H2V150H3L5 153H7V152H8V149H10V148H11V149H10L11 151L13 150L11 153H10V152L7 153L8 156L6 155V157H8V159L11 158V156H12V158L14 159V157H16V156L19 155L18 157L15 158V160H12V158H11L10 160H7V159L4 157L5 160H6V161H5L6 163H4L5 166H4V164H3L4 169L1 168V169H2L1 171L3 172V171H5V170L7 169V172L5 171L6 173H8L9 171H12L13 174L10 173V172H9V173H10L11 175L8 173V174H9V175L7 174L8 176H6V173H2L3 176L0 174V175H1V176H0V193H1V194L3 193V194H4L3 196H5L6 194H9V193L14 195L13 192H14L15 189H16L15 196L18 195V194H20V196L22 195V198H21L22 200L20 201V203H23V205L21 204L22 207H21V206H19V207L25 209L23 213H26V211H27L28 208H29L28 206L31 205L30 208H29V209L31 210L32 208L34 209V206H36V205H37V207H38V204H37L38 202H42V203H44V201H45V204H46V201L48 200L47 208L49 207V209H48V210L46 209V210H47V213H48V211L50 210V213H51L50 215H52L53 213H52L51 210L53 209V207H51V204H52L51 201L53 200V198H56V197L54 196V193H55V191H56L57 189H56V190L54 189V188L56 187V186H54V184L58 183V179H59V178L61 179V177H59V176H62V175H58V172H60L59 168L61 169V167H62L61 164H62L63 167L66 169V170H65V169L63 168L61 171H62V173H63V170H64L65 172L67 171L66 173L64 172L65 174H67V176H68V173L71 174V172H72V174H73V171H74V170L71 171L72 169H77V170H78V173H76L75 171H74V172H75L76 174L80 175V176L87 174L86 178H87V179H90V178H91V179L88 180L87 182H86V180H85L86 185H91V184H92V179H93V181L96 180V182H98V184H97L98 186H100V185H99V182H100V184H103V183H101V181H98V180L101 178L100 176L103 175L102 172H104V171L101 172V171H98V169H97L98 172H97L96 170H95V171H96L97 174H99V175H96V174H95L96 172L93 173V171H94L93 169H94V168H92V170L89 172L88 169H90L91 167H93L94 164H93L92 166H90L89 168L87 167L88 169H85V168H84L85 170L82 169L83 166L81 167V165H79V163H78V165L74 166V163H75V162H74V163H73V162H72V163L70 162L69 165H71V167H68L69 165L65 163L66 160H65V162H63V163L61 162L62 159H63V161H64V158H61V161H59V160L57 159L56 156H54V160L56 161V159H57V160L59 161V164H58V166L56 167V166H55L56 163L53 164L54 162H53V163H51V162L49 163V162H48L49 165H52V166L54 165L53 167L50 166V167H52V172L49 171L51 168H50V167H49L50 169L47 168V167H48V165H47V164H48L47 161H46L47 164L44 162V160H47V159H45L46 157H44V156H45V155H44L45 152H43V147H45V144H43V143L41 142L40 138L37 136L38 134L36 133V131H35V134H37V135H35V134H32L31 136L29 135V137H31L32 139H34V141L36 142V143L34 142V143H35L34 146H32V145H33V143H31L32 141L30 142V140H29V141L27 142L28 145H31V146H30V149H27V145H25V146L22 145V142H21V145H22L24 148H22V146H21L19 143L17 144V140L19 141V139H13V137L16 136L13 132H15V130L20 129L22 125H23V127H22L23 129H21V130H23L22 132L24 133V129H25V130H26V129H29V130H30V128H33V127L35 128V126H37L36 128H39V127H40V128L42 129V127H45V125H43L45 122H46V123L49 122V124H50V120H49V121H46L45 118H44V117L49 116V119H50V115H51V117H52L51 121L55 122L54 120H58V121H59V119L62 118L61 115H65V116H63V117H66V116L68 115L67 118H68L69 116H72V115H74V117L76 116V118H78V117H79V118H82V114H83V113H81V114L79 113V111L82 112V109H81V110H78V108L75 107V109H76V110H75V109L73 108V107L75 106V105H74L75 103L73 104V101H75V100H73V99H74V98H75V99L77 98L78 100H77V99H76V100H77V102H79V98H78V97H74V98L70 99V98H71V97H70V98H68L69 100L66 101V100H67V99H66L67 97L64 96L63 93L66 94V93H67L66 91H67L68 89L66 90V89L64 88V89H63L64 92L62 91L63 93H62V95L60 96L59 93H60V91L62 90V88H61L60 91L55 92V90H54L53 88L56 89V88H58V87H56V84H55L54 82H49V80H51V77H49L50 79L47 77V76H49V75H47V76H46V75H43V76H41V77H38V76H39V75H38V76H35V78H36L38 81H39V80L42 81V80H44V79H45V80H46V79L48 80L49 88H47V89H48L49 91L45 88V87H48V86H45V84L47 83V82H46L47 80H46V81L44 80L46 83L44 82L45 84H44V85H43V84L41 85L44 89L47 90L46 95L49 96V98H48V96L45 97V94H44V95H43V96L45 97L44 100H46V98H47V99H50V98L52 97V95H53V94L51 95V93H52L53 91L55 92V94L59 92V93H58V95H59L58 97H56L57 95L54 94V97L57 98L56 100H55L54 97H52V99L49 100V101L47 100V102L49 103V106H51V105H50V103H51V104L55 107V104L57 105L59 102H61V101L63 100L62 97H65L64 100H65L66 102L63 100V101L61 102L62 105H60V103H59V108H58V109H59L60 111H62V113H64V114H60L61 118L58 119V118H57V117H59V114H57V111H58V110L56 111V109H53V110H55V114H54V113H52V111H51L52 107H51V109H49L50 107L45 105L46 108H43V107H42L43 110H42L41 107H39V106L36 107L37 105H35L34 103L37 104L38 102L40 103L41 99L43 100V97L41 98V96H42L41 94H42L43 92L40 91L41 93H40V96L38 97V99L40 98V101L37 102V100H38V99H36L37 97L35 98L36 101H34L35 99L33 98V96H34L35 94H37V93L34 92V93H35V94H34L33 91H36V90H35V87H36V89H37L38 87H41V86H40L39 84H36L35 80L33 81V79H31V76H33V75H29V77H30V78H29L28 75L26 74V77H28L27 79H29V80H28L25 84H23V85H22V83H21L22 80L20 79V77H17ZM174 76H175V77H174ZM24 77H25V76H24ZM24 77H23V78H24ZM33 78H34V77H33ZM42 78H43V79H42ZM3 79H1L0 81H3ZM27 79H26V80H27ZM147 79H148V80H147ZM8 80H10V79H8ZM151 80H152V81H151ZM153 80H154V81H153ZM23 81H24V80H23ZM32 81H33L34 83H32ZM38 81H37V82H38ZM41 81H39V83H40ZM150 81H151V82H150ZM28 82H29V83H28ZM42 82H43V81H42ZM152 82H153V83H152ZM155 82H156V83H155ZM3 83H4V82H3ZM23 83H24V82H23ZM147 83H148V84H147ZM150 83H151V84H150ZM20 84H21V85H20ZM4 85H5V84H3V85L0 84V90H1L3 87H5V89H6V87H8V88H10V89L7 88L6 90H8V94H10L9 91H11V90H13V89H11V87H9L8 85H5V86H4ZM25 85H26V87H25ZM137 85H138V84H137ZM154 85H156V86H154ZM16 86H17V87H16ZM50 86H52L51 89H50ZM53 86H54V87H53ZM19 87H20V88H19ZM30 87H31V89H32V88H33V89L31 90ZM139 87H141V88H139ZM144 87H146V88H144ZM27 88H29L28 90H31L32 93H33L34 95H33V94H30V92H28V91H25V90H27ZM44 89H43V90H44ZM52 89H53V91H52ZM58 89H59V88H58ZM6 90H5V91H6ZM39 90H40V88H38V94H39ZM41 90H42V89H41ZM43 90H42V91H43ZM65 90H66V91H65ZM82 90H83V89H82ZM155 90H156V91H155ZM3 91H4V90H3ZM5 91L2 92L3 95H2V93H1V91H0V93H1V95H2L3 97H4V95H5V94H4ZM22 91H23V90H22ZM51 91H52V92H51ZM54 92H53V93H54ZM78 92H80L79 89H78ZM47 93H48V94H47ZM152 93H153V94H152ZM160 93H161V94H160ZM164 93H165V94H164ZM8 94H7V95H8ZM11 94H10V96H6V95H5L6 97H9L10 99H8V98L6 99L5 97H4V99H6V100L8 101V100H12V99H17V98H19V97L12 98L13 95H11ZM15 94H16V95H15ZM29 94H30V95H29ZM60 94H61V93H60ZM72 94H73V92H72ZM156 94H157V95H156ZM166 94H167V95H166ZM20 95H21L22 97H21ZM73 95H74V94H73ZM79 95H80V94H79ZM79 95H77V96H79ZM146 95H147V96H146ZM158 95H159V96H158ZM163 95H164V96H163ZM173 95H174V96H173ZM27 96H28L29 98H27ZM30 96H31L32 98H30ZM35 96H37V95H35ZM50 96H51V97H50ZM67 96H68V95H67ZM69 96H71V94H69ZM75 96H76V95H75ZM156 96H157V99H156ZM170 96H171V97H170ZM3 97H2V98H3ZM72 97H73V96H72ZM132 97H133V98H132ZM134 97H135L136 99H135ZM173 97H174V98H173ZM11 98H12V99H11ZM20 98H19V99H20ZM159 98H160V99H159ZM93 99H95V98H93ZM132 99H133V100H132ZM134 99H135V100H134ZM158 99H159V100H158ZM173 99H174V100H173ZM175 99H176V101H175ZM52 100H55V101L58 100L59 102L57 101V102L54 104L55 101H52ZM95 100H96V99H95ZM172 100H173V101H172ZM24 101H25V102H24ZM102 101H103V100H102ZM154 101H155V102H154ZM32 102H34V103H32ZM41 102H42V101H41ZM47 102H44V103L46 104ZM64 102H65V105H64ZM77 102H76V103H77ZM95 102H96V101H95ZM95 102H94V100H93V102H92V97H91V98L89 97V98L87 99V106L89 107V106H90L89 104H92V107H93V104H95ZM156 102H157V103H156ZM163 102H164V103H163ZM166 102H167V103H166ZM31 103H32V104H31ZM69 103H71V104L74 105V106H71V104H69ZM97 103H98V102H97ZM103 103H104V102H103ZM103 103L101 102V106L103 105ZM40 104H41V103H40ZM66 104H68V105H66ZM18 105H19V104H17L16 106L18 107ZM31 105H34L35 108H34L33 106H31ZM43 105H44V104H43ZM63 105H64V106H63ZM76 105H77V104H76ZM131 105H132V106H131ZM19 106H20V105H19ZM29 106L32 107V108H30ZM68 106H69V107H68ZM77 106L80 107V106H81L80 103H79ZM125 106H126V107H125ZM47 107H49L48 109L50 110V113H48L49 111H48L47 113H45V110L47 109ZM66 107H68L69 109L66 108ZM92 107H91V108L89 107V109H88V110H89V113H90ZM162 107H164V108H162ZM37 108H40V109H38V112L35 110V109H37ZM70 108H71V109H70ZM17 109H18V108H17ZM17 109L15 108V111H16ZM20 109H19V110H20ZM26 109H28L29 112L26 111ZM62 109H63V110L66 109V110L63 111ZM132 109H133V111H132ZM170 109H171V110H170ZM30 110H31V112H30ZM39 110H41V111H43V112H41V111H39ZM71 110H72V111L74 110L76 113H75L74 111L72 112ZM77 110H78V112H77ZM130 110H131V111H130ZM15 111H13V112H15ZM33 111H35V114H33V113H34ZM60 111H58V112L60 113ZM65 111H66V112H65ZM99 111H103L104 113H107V112H106V109L104 108V106L101 107V108L99 109ZM169 111H170L171 113H170ZM0 112H1V110H0ZM13 112H12V113H13ZM22 112H21V113H22ZM26 112H28V114H26ZM114 112H115V111H114ZM119 112H120V114L122 113V111H119ZM119 112L116 111V112L114 113V115H118ZM166 112H167V113H166ZM30 113H31V114H30ZM37 113H38V114H37ZM39 113H40V115H41L42 113H45V116H44V117H41V116L39 115ZM65 113H66L67 115H66ZM69 113H70V114H69ZM74 113H75V114H74ZM78 113H79V115H78ZM89 113H88V114H89ZM116 113H118V114H116ZM125 113H126V114H125ZM185 113H186V114H185ZM29 114H30V115H29ZM32 114H33V115H32ZM48 114H50V115H48ZM52 114H54V116H56V114H57V117L55 118L54 116H52ZM90 114H91V113H90ZM120 114H119V115H120ZM123 114H121V115H123ZM15 115H16V113H15ZM15 115H13V116H15ZM31 115H32V116H31ZM34 115H35V117L37 116V117H36L37 119L39 118V116H40V118H44L45 121H44V122L41 121V123H36V122H38V121H37V119L34 117ZM42 115H44V114H42ZM46 115H47V116H46ZM108 115H109V114H108ZM114 115H113V116H114ZM119 115H118V116H119ZM121 115H120V116H121ZM28 116H29L30 118H28ZM31 117H32L33 119H32ZM53 117H54L55 119H54ZM72 117H73V116H72ZM90 117H91V116H90ZM136 117H137V118H136ZM166 117H167V118H166ZM22 118H23V119H22ZM25 118H26V119H25ZM47 118H48V117H47ZM76 118H73V121H72V122H74V120L77 122V119H76ZM130 118H131L132 120H131ZM9 119H10L11 121H9ZM21 119H22V120H21ZM53 119H54V120H53ZM90 119H91V118H90ZM25 120L27 121V123H26L27 125L24 124V123H25V122H24ZM28 120H29V121L31 120L33 125L31 124V122H30V124H28V123H29ZM40 120H42V119H40ZM63 120H64V119H61L62 122H63ZM65 120H67V121H69V122H67V121H65ZM65 120H64V121L67 122L66 124H63L61 121H60V122L57 121V123L60 125L59 130H61V133H62V131L65 129V128H63V130H62V129H61V125L63 124V125H62L63 127H64L65 125H66V127L69 126L70 123H71V120H72V119H71V118H68V119H65ZM78 120H82V119H78ZM88 120H89V119H88ZM88 120H87V121H88ZM101 120H102V121H100V123L102 124V125H101L102 127H104V128L106 127L105 129H108V128L111 127V126H110L111 124H109V125H105V124L109 121V119H108V121H107L104 125H103V121H106V120H103L102 118H101ZM127 120H129V122H128ZM130 120H131V121H130ZM158 120H159V121H158ZM162 120H163V122H162ZM178 120H179V122H178ZM22 121H23V123H22ZM33 121H34V122H33ZM35 121H36V122H35ZM126 121H127V123H126ZM133 121H134V122L136 121V122L134 123ZM16 123H18V124L15 125ZM34 123H36V124L34 125ZM46 123H45V124H46ZM57 123L55 122V124H57ZM89 123H91V120H89ZM125 123H126L127 125H126ZM133 123H134V124H133ZM153 123H154V124H153ZM183 123H184L185 126H184V125L182 126ZM51 124H52V122H51ZM53 124H54V123H53ZM53 124H52V125H53ZM107 124H108V123H107ZM119 124H118V125H119ZM121 124H122V125H121ZM168 124H169V125H168ZM10 125L12 126L11 129H10V127H11ZM14 125H15V128H13ZM19 125H21V126H19ZM31 125H32V127H31ZM42 125H43V126H42ZM46 125H47V124H46ZM52 125H49V126L51 127ZM59 125H58V126H59ZM125 125H126V126H125ZM131 125H132V126H131ZM157 125H158V126H157ZM0 126H1V125H0ZM4 126H5V128H4ZM16 126H17V127H16ZM41 126H42V127H41ZM58 126L55 127V125H53V126H52L53 128H51V129H53V130H54V129H57ZM107 126H108V127H107ZM121 126H122L123 128H122ZM124 126H125V127H124ZM156 126H157V127H156ZM19 127H20V128H19ZM3 128H4V129H3ZM16 128H17V129H16ZM34 128H33V129H34ZM180 128H181V129H180ZM183 128H184L185 130H184ZM12 129H13V130H12ZM44 129H45V128H44ZM102 129H103V128H102ZM179 129H180V130H179ZM11 130H12V132H11ZM21 130H19V132H20ZM35 130H36V129H35ZM59 130L57 129V131H59ZM151 130H152V131H151ZM156 130H157V131H156ZM31 131H33V130L31 129ZM37 131H38V129H37ZM39 131H41V130H39ZM119 131H120V132H119ZM158 131H159V133H158ZM17 132H18V131H16L15 133H17ZM22 132H21V135L23 134ZM44 132H45V130H44ZM59 132H60V131H59ZM128 132L132 134V135H130V136L128 137L129 139L127 138V135H129ZM155 132H156V134H155ZM166 132H167V133H166ZM169 132H171L172 134L170 135ZM182 132H183V133H182ZM27 133L29 134V132H27ZM30 133H31V132H30ZM63 133H66V132L63 131ZM127 133H128V134H127ZM3 134H4V135H3ZM11 134H12L13 136H12ZM124 134H125V138H124V136H123ZM126 134H127V135H126ZM142 134H143V135H142ZM160 134H161V135H160ZM14 135H15V136H14ZM153 135H154V136H153ZM155 135H156V136H155ZM172 135H173V137H172ZM197 135H198V136H197ZM22 136H24V134H23ZM121 136H122V137H121ZM1 137H0V138H1ZM9 137H10V142H9V140H8ZM25 137H26V136H25ZM29 137H28V138H29ZM37 137H38L39 139H38ZM97 137H99V133H98V132H97ZM195 137H197V138H196V139H197V142L199 141V143L202 144V146H204V144H203L204 140H203V138H201V136H200L199 129H196V131H195ZM16 138H18V137H16ZM28 138H27L25 141H27ZM121 138H122V139H121ZM123 138H124V139H123ZM175 138H176V141L174 140ZM11 139H12V140H11ZM21 139H22V137H20V140H21ZM109 139H108V140H109ZM118 139H119V140H118ZM196 139H195V140H196ZM133 140H136V139H133ZM160 140H161V142H160ZM171 140H174V141L172 142ZM179 140H180V141H179ZM23 141H24V140H23ZM136 141H137V140H136ZM139 141H137L138 144H139ZM166 141H167V142H166ZM169 141H171V142L173 143V144H171L172 147L169 146V144H170ZM177 141L179 142V144L177 143ZM99 142H101L100 139H99ZM118 142H119V143H118ZM141 142H142V141H141ZM162 142H163V144H162ZM181 142H182V144H184V145H183V146H178V145H182ZM10 143H11V144H10ZM24 143H25V142H24ZM30 143H31V144H30ZM116 143H115L114 145H116ZM133 143H134V142H133ZM133 143H131V145H132ZM175 143H176L177 145H176ZM199 143H198V144H199ZM9 144H10V147L7 149V146H9ZM12 144H13L14 146H13ZM15 144L18 145V147H16ZM25 144H26V143H25ZM40 144H41V146H40ZM68 144H69V148H70L71 144H70V143H67V145H68ZM160 144H161V145H160ZM195 144H196V146H195ZM216 144L218 145V143H216ZM36 145H37V146H36ZM67 145H66V144H65V145H63V144H58L57 147L60 148V149H62V148L65 149V148L67 147ZM111 145H112V144H111ZM135 145H136V144H135ZM143 145H142V146H143ZM185 145H186V146H185ZM191 145H194V146H191ZM217 145H216V146H211L210 148H209L208 146H205L204 149H205V150H208L207 153L209 152V154H211V155L208 154L209 156H212V155L214 156V154H215V156H216L217 158H219V159L223 162V161L226 160L225 156H226V157H229V154H227V151L221 152L220 149H218L219 146H217ZM11 146H12V147H11ZM42 146H43V147H42ZM50 146L52 147V149L54 148V145L52 146V145L50 144ZM50 146H49V147H50ZM73 146H74V145H73ZM124 146H125V145H124ZM124 146H123V147H124ZM163 146H164V147H163ZM188 146H189V150L191 149V151H187V147H188ZM51 147H50V148H51ZM147 147H148V148H147ZM170 147H171V149H170ZM190 147H191V148H190ZM28 148H29V147H28ZM45 148H46V147H45ZM45 148H44V149H45ZM71 148H72V147H71ZM131 148H132V147H131ZM155 148H156V149H155ZM163 148H164V149H163ZM196 148H197V149H196ZM207 148H208V149H207ZM31 149H32V151L34 150V151H33L34 153L31 151ZM56 149H57V148H55L54 150H56ZM152 149H154V150H152ZM185 149H186V150H185ZM2 150H1V148H0V153L2 152ZM10 150H9V151H10ZM14 150H15V151H14ZM18 150H21V151H19V153H16ZM41 150H42V152H43L44 154H42V153L40 152ZM48 150H49V149H47V151H48ZM50 150H51V149H50ZM68 150H69V149H68ZM163 150H164V151H163ZM179 150H180V151H179ZM23 151H24V152H23ZM44 151H46V150H44ZM60 151H61V150H60ZM69 151H70V150H69ZM185 151H187V152L185 153ZM195 151H196V153H195ZM216 151L218 152V154H216V153H217ZM4 152H3V153H4ZM20 152H22V153H20ZM39 152H40V158H42L41 160H43V163H42V164L40 163L41 160H39V158H38V157H39V155H38ZM66 152H68V151H66ZM77 152H78V150H77ZM180 152H182V154H181ZM202 152H203V150H202ZM215 152H216V153H215ZM5 153H4V154H5ZM9 153H10V154H9ZM15 153H16L17 155H16ZM35 153H36V154H35ZM49 153H51V151L48 152V154H49ZM70 153H71V152H70ZM199 153H200V152H199ZM199 153H198V154H199ZM205 153H206V151H205ZM213 153H214V154H213ZM223 153H224V154H223ZM230 153H231V152H230ZM13 154H14V155H13ZM41 154H42V155H41ZM78 154H79V153H78ZM152 154H151V155H152ZM43 155H44V156H43ZM49 155H51V154H49ZM60 155H61V152H60ZM70 155H71V154H70ZM76 155H77V154H76ZM76 155H75V156H76ZM131 155H132V154H131ZM131 155H130V156H131ZM134 155H135V154H134ZM134 155H133V156H134ZM158 155L160 156V154H158ZM161 155H162V154H161ZM218 155H219V156H218ZM13 156H14V157H13ZM20 156H21V158L19 159ZM37 156H38V157H37ZM62 156H63V155H62ZM77 156H79V155H77ZM77 156H76V157H77ZM81 156H82V155H81ZM133 156H132V157H133ZM144 156H145V155H144ZM197 156H201V154H200V155H197ZM23 157L25 158V163H24V164H23V162L21 161V160L24 159ZM51 157H52V156H51ZM51 157H50V156L48 157V158H49V161H50V158H51ZM70 157H71V156H70ZM146 157H150V156H145V158H146ZM164 157H165V154H164ZM31 158H34V159L36 158V159H35L36 161H35V162H34V160L32 161ZM52 158H53V157H52ZM52 158H51V159H52ZM81 158H84V157H81ZM128 158H129V156H127V159H128ZM130 158H131V157H130ZM30 159H31V160H30ZM37 159H38V160H37ZM66 159H68V157H67ZM72 159H74V158H72ZM72 159L70 158V160H72ZM78 159H79V157H78ZM78 159H76V163H77ZM131 159H133V158H131ZM131 159H128L130 163L133 162V161H131ZM134 159H135V158H134ZM224 159H225V160H224ZM16 160H18V161L16 162ZM26 160H27V161H26ZM68 160H69V159H68ZM94 160H97V159L94 158ZM9 161H12L11 163H13V165H14V166L12 165L11 168H10V165H11V164H10ZM13 161H14L15 163H14ZM37 161H39L40 164H39V163H36ZM58 161H57V162H58ZM79 161H81V160H79ZM79 161H78V162H79ZM90 161H91L90 163H92L93 158H92V160H90ZM97 161H98V160H97ZM244 161H245V160H243L242 162H244ZM8 162H9V163H8ZM21 162H22V163H21ZM27 162H28V163H29V162H30V163L34 162L35 164H39V167H38V168H41V167H42V168H41V172L43 171V172L45 173V174H43V175L45 176V180H44L45 182L48 181V178H49L47 174H50L51 176H53V175L55 174L56 178H55V179L53 178V181L51 180L50 183L48 182V184H50V185H52V186L47 185V183H46V184L43 183L44 185H41L42 183L40 184V182L38 181V180H39L38 177H37L38 175H37L35 178L32 179V171H33L34 169H33V170H31V169H32V166H35V164H34V165H32V164L29 165L30 163L28 164ZM41 162H42V161H41ZM255 162H256V161H255ZM255 162H254V163H255ZM7 163H8V164H7ZM17 163H19V164H17ZM20 163H21V164H20ZM26 163H27V164H26ZM93 163H94V162H93ZM99 163H100V162H99ZM133 163H134V162H133ZM9 164H10V165H9ZM16 164H17V165H16ZM85 164H86V163H85ZM59 165H60V166H59ZM82 165H83V164H82ZM100 165H101V164H100ZM130 165H132V163H131ZM130 165H129V166H130ZM136 165H137V164H136ZM136 165H135V166H136ZM36 166H37V165H36ZM46 166H47V167H46ZM129 166H128V165H125V168H126V167L130 168ZM137 166H138V165H137ZM30 167H31V168H30ZM44 167L47 168V169H45ZM54 167H56L55 170H54ZM58 167H59V168H58ZM67 167H68V168H67ZM85 167H86V166H85ZM99 167H101V166H99ZM131 167H132V166H131ZM34 168H35V167H34ZM43 168H44V169H43ZM57 168H58L59 171L57 170ZM102 168H103V166H102ZM102 168H100V169H102ZM128 168H126V169H128ZM134 168H135V167H134ZM258 168H259L258 171H259V170L261 171V170L264 169V167H263V166H260V165L258 166ZM100 169H99V170H100ZM135 169H136V168H135ZM39 170H40V169H39ZM39 170H37V168H36V169L34 170V173L37 174V173L39 172ZM45 170H46V171H45ZM56 170H57V171H56ZM103 170H104V168H103ZM70 171H71V172H70ZM36 172H37V173H36ZM47 172H49V173H47ZM91 172H92V173H91ZM99 172H100V173H99ZM34 173H33V174H34ZM39 173H40V172H39ZM75 173H74V174H75ZM79 173H80V174H79ZM101 173H102V175H100ZM25 174H26V175H25ZM35 174H34V175H35ZM52 174H53V175H52ZM70 174H69V175H70ZM74 174H73V175H74ZM76 174H75V175H76ZM91 174H94V175H96V176L92 177ZM223 174H224V173H223ZM225 174H226V173H225ZM225 174H224V175H225ZM22 175H23V176H22ZM27 175H28V176H27ZM41 175H42V173H41ZM41 175H40V177H41ZM75 175H74V176H75ZM51 176H50V178L52 179ZM55 176H54V177H55ZM63 176H64V175H63ZM67 176H66V177H67ZM70 176H71V175H70ZM80 176H78V177L80 178ZM88 176H89V177H88ZM98 176H99V177H98ZM125 176H126V175H125ZM30 177H31V178H30ZM130 177H131V176H130ZM226 177H227V176H226ZM43 178H44V177H43ZM63 178H64V177H63ZM83 178H84V176H82V181H83ZM128 178H129V175H128ZM31 179H32L33 181H32ZM34 179H36V180H34ZM40 179H41V178H40ZM66 179H67V178H66ZM76 179H77V178H76ZM76 179H75V177H74V178L69 177L68 180H67V182H66V183H67L66 185H69V182H70V181L73 182V181H75ZM94 179H95V180H94ZM121 179H124V181L126 180V184H127V182H128L127 180H129V179H125V178H121ZM130 179H131V178H130ZM132 179H133V178H132ZM132 179H131V180H132ZM135 179H137V178H135ZM187 179H188V180H187ZM187 179H186L187 182L189 181V182L194 183L193 181L189 180L190 177L187 178ZM206 179H207V178H206ZM211 179H213V178H211ZM218 179H219V178H218ZM227 179H229V180L227 181ZM227 179L225 178L224 181L222 182V183H223V184H222V185H223V186H222V187H223L222 189L224 190L223 193H225V195H226V193H228V194L230 193V194H229L230 196L228 195L229 198H227L228 200H226V204H230V202H231L232 199L234 198V190H235V189H232V187H233L234 185L232 186V185H231V182H235V181H236V180H235L236 178H234V177H231V178L227 177ZM42 180H43V179H42ZM62 180H63V179H62ZM64 180H65V179H64ZM79 180H80V179H79ZM207 180H208V179H207ZM65 181H66V180H65ZM65 181H64V182H65ZM122 181H123V180H122ZM135 181H137V180H133V182H135ZM138 181H140V180L138 179ZM138 181H137V184H136V182L134 183V186H135V184H136L137 186H139L138 184H140L141 182L138 183ZM157 181H158V180H157ZM162 181H166V182H168L169 180H168V179H167V180L162 179ZM216 181H217V183L219 184V182H218L219 180L216 179ZM225 181H226V182H225ZM230 181H231V182H230ZM51 182H52V184H51ZM61 182H62V181H61ZM85 182H84V184H85ZM133 182H132V185H133ZM160 182H161V181H160ZM228 182L230 183V187L232 186L231 188H228V186H229V185H228ZM70 183H71V182H70ZM75 183L77 184L76 186H75V184L73 185V183L71 184L72 188H73V186H75L74 188H76L77 190H81L80 192L83 193L84 190L86 189V188H85L86 186L83 184L85 187H79V182H78L77 180L75 181ZM94 183H95V182H94ZM123 183H125V182H123ZM163 183H164V182H163ZM250 183H251L253 186L257 185L256 182H250ZM263 183H264V182H263ZM106 184H108V183H106ZM106 184H105L104 188L107 187V189H108L109 184H108V186H106ZM153 184H154V183H153ZM198 184H199V183H198ZM205 184H206V183H205ZM220 184H221V181H220ZM251 184H249V185H250V186H249L250 188H251V186H252ZM9 185H10V186H9ZM56 185H58V184H56ZM95 185H96V183H95ZM103 185H104V184H103ZM103 185H102V186H103ZM156 185H157V184H156ZM165 185H166V183L164 184V186H165ZM207 185H208V184H207ZM209 185H211V184L209 183ZM209 185H208V186H209ZM226 185H227V186H226ZM35 186H38V187H35ZM129 186H131L130 183H129ZM137 186H136L135 188H137ZM152 186L154 187L155 184L152 185ZM202 186H204V184H203ZM211 186H212V185H211ZM213 186H214V185H213ZM20 187H22V189H21ZM69 187H70V186H69ZM100 187H101V186H100ZM123 187H124V186H123ZM132 187H133V186H132ZM149 187H150V186H149ZM155 187H157V186H155ZM155 187L152 188L151 190L155 189ZM158 187H159V186H158ZM214 187H215V186H214ZM25 188H29V189H30L29 192H27V190H26L25 192H27V193H24V192H23V189L25 190ZM35 188H38V189H35ZM49 188H50L51 190H50ZM63 188H64V185H61V186H59L58 189H61L62 191H64V194H63V195H64V198L68 199L67 196H69V195H71V194L73 195L74 192L71 191V189H70V191L68 190V191L70 192V194H69V195L66 194V192H65L66 190H65V189H67L68 186H67V188H65L64 190H63ZM74 188H73V189H74ZM78 188H82V189H78ZM83 188H84V189H83ZM102 188H103V187H102ZM104 188H103V189H104ZM128 188H131V187H128ZM140 188H141V187H140ZM140 188H139V189H140ZM204 188H205V187H204ZM204 188H202V189L204 190ZM220 188H221V186H220ZM227 188H228V189H227ZM18 189H19V190H18ZM20 189H21L22 191H20ZM43 189H46L45 192H49V193L52 192V190H54V191L52 192V194H53L54 197H52L50 194H49L50 196L48 195L50 198H52V200H51L50 198H48V196H47V198H46V196H44V195H46V194L42 193ZM125 189H126V188H125ZM133 189H134V187H133ZM133 189H132V190H133ZM148 189H150V188H148ZM160 189H161V188H160ZM167 189H169L168 186L163 188V190H166V192H169V191H167ZM211 189L213 190V187H212ZM17 190H18V193H17ZM48 190H49V191H48ZM61 190H60V192H61ZM151 190H150V191H151ZM157 190L159 191V188H158ZM157 190H155V191L157 192ZM169 190H170V189H169ZM206 190H207V188H205V191H206ZM19 191H20L21 193H19ZM106 191H107V190H106ZM106 191H105V192H106ZM126 191H127V190H126ZM130 191H131V190H130ZM155 191H154V192H155ZM225 191H227V192H225ZM232 191H233V192H232ZM250 191H251V192H249L250 194H252V193L254 194V191H255V190H254V188H251ZM43 192H44V191H43ZM60 192H59V193H60ZM71 192H73V193H71ZM75 192H76V191H75ZM135 192H136V191H135ZM171 192H173V191L170 190V193H171ZM211 192H213V191H211ZM211 192H210V193H211ZM22 193H24V194H22ZM57 193H58V190H57ZM67 193H68V192H67ZM78 193H79V192H78ZM208 193H209V192H208ZM231 193H232V194H231ZM153 194H154V193H153ZM155 194H156V193H155ZM157 194H159V193L157 192ZM172 194H173V193H171V195H172ZM250 194H248V196H249V197H248V200H251V199H253V198H254L255 200H252V201H253V202L251 201L252 203H251L250 201H248V203H250L251 206H252V204H253L254 208L251 207V209H254V211H257V205H258V203H259V200L256 198V196H253V195H252L253 198H251L252 196H251ZM56 195H57V194H56ZM60 195H61V194H60ZM72 195H71V196H72ZM131 195L133 196V194H131ZM159 195H160V194H159ZM7 196H8V195H7ZM7 196H6L5 198H3V197L0 195V202H5V204H6L5 206L8 205L7 207H10L9 209L7 208L8 210H6V208H4L5 206L3 207L2 203H1V207H2V209L4 208L3 210L5 211V214H3L4 212H3V213L1 212L2 215L0 216V219H2V216H3V215H5V217H3L4 219H5L6 217H9V216L11 217V219H12V217H13V216H11V214H12V211H11L12 209H11V207L13 206L12 204H14V202H13V203L11 202V200H10V199H11V196H8V198H7ZM20 196H19V198H20ZM147 196H149V195H147ZM147 196L145 197V195H144L145 200H148V199H149V198L146 199ZM226 196H227V195H226ZM231 196H233L232 199H231ZM241 196H242V195H241ZM250 196H251V197H250ZM12 197H13V196H12ZM16 197H18V196H16ZM57 197H58V196H57ZM134 197H135L137 200L139 199V198H137L136 196H134ZM141 197L143 198V195H142ZM2 198H3V199H2ZM9 198H10V199H9ZM13 198H14V197H13ZM61 198H62V197H61ZM61 198H60V199H61ZM70 198H71V197H70ZM102 198H104L103 201H104V200L106 201V198H107V197H101V199H102ZM131 198H133V197H131ZM135 198H134V199H135ZM158 198H159V197H157L156 199H158ZM242 198H244V197H242ZM16 199H18V198H15V199H13V200H16ZM82 199H85V197L82 196ZM107 199H108V198H107ZM150 199H151V198H150ZM154 199H155V198H154ZM156 199H155V200H156ZM159 199H161V197H160ZM162 199H165V198H162ZM168 199H169V198H168ZM188 199L190 200V198H188ZM188 199H187V200H188ZM198 199H199V198H198ZM19 200H20V199H18V203H19ZM57 200H59V199L57 198ZM62 200H64V199H62ZM71 200H72V199H71ZM127 200H128V199H127ZM60 201H61V200H59L58 203H61ZM76 201H77V200H75V198H74V202H76ZM112 201H113V199H112ZM129 201H130V200H129ZM133 201H135V200H133ZM133 201H132V202H133ZM140 201H141V200H140ZM153 201H154V200H153ZM165 201H166V200H165ZM165 201H164V202H165ZM169 201H170V200H169ZM190 201H191V200H190ZM190 201H188V202H190ZM195 201H196V199H195ZM198 201H199V200H197V202H198ZM228 201H229V202H228ZM7 202H8V203H7ZM16 202H17V201H16ZM49 202H50V204H49ZM53 202H54V200H53ZM55 202H57L56 199H55ZM70 202H71V201H70ZM91 202H92V201H91ZM106 202H108V201H106ZM114 202H115V200H114ZM116 202H118V200H116ZM116 202H115V203L111 202V203L116 204ZM120 202H121V201H120ZM137 202H138V201H137ZM144 202H147V201H144V200H143V203H144ZM150 202L153 203L152 201H150ZM162 202H163V200H162ZM167 202H168V201H167ZM209 202H210V201H209ZM255 202H256V203H255ZM20 203H19V204H20ZM62 203H63V202H62ZM77 203H78V205H80V206H85V205H84V204H85V201H84V200H83V203H82V204H81L80 201H77ZM108 203H110V202H108ZM108 203H104V202H102V203H101V204H102L101 206H104L105 204H108ZM118 203H119V202H118ZM123 203H124V202H123ZM123 203L121 204L122 207L119 206V204H118V206L121 207V209L118 208L117 204H116L117 207H116L115 205L112 204V205L114 206V208H115V207L117 208V210L120 209V211H117L118 214L121 213L122 210H126V211H128V209H130V211H131V210H133V211L136 210V211H137V210L139 209V208L136 209L137 206H135V202H134L133 205H132V204H129V203H130V202H129V203H128L129 206L127 205V209L123 208ZM151 203H150V204H151ZM169 203H171V202H169ZM200 203H201V201H200ZM204 203H205V202H204ZM207 203H208V200H206V204H207ZM3 204H4V203H3ZM9 204H10V206H9ZM26 204H27L28 206H27ZM34 204H36V205H34ZM48 204H49V206H48ZM55 204H56V203H54V205H55ZM65 204H66V203H65ZM126 204H127V203H126ZM148 204H149V202H148ZM153 204H157V203L154 202ZM153 204H151V207H152ZM167 204H168V203H167ZM195 204H196V203H195ZM201 204H202V205H201L202 207H204V208L206 207L207 211H208V208L211 207V205H209L210 203H209L208 205H205V204H203V201H202ZM250 204H249V206H250ZM17 205H18V204H17ZM24 205H25V206H24ZM59 205H60V204H59ZM68 205H69V204H68ZM74 205H75V203L73 204V206H74ZM88 205H91V206H88V207L93 208V205H92L91 203H89ZM124 205H125V203H124ZM136 205H137V204H136ZM145 205H146V204H145ZM157 205H158V204H157ZM160 205H162V204H160ZM171 205H172V204H171ZM171 205H169V206H171ZM193 205H194V204H193ZM197 205H198V204H197ZM199 205H200V204H199ZM26 206H27V207H26ZM32 206H33V207H32ZM41 206H42V204H41ZM52 206H53V205H52ZM106 206H110V204H108V205H106ZM113 206H112V207L110 206V208L107 207V208H108L107 213H106V214L104 213L105 216H106L107 214H109L110 216H112L110 219H108V217H110L109 215H108V217H105L106 219H108V222H109V224H110V225H109V224H108V225H109L111 228L113 227L112 229H115V226H116V228H119V229H120V230L118 229V231H120V232L123 233V234L121 233V234H119V235H121V236L124 235L127 239H128V238L131 239V236H132L134 233L131 234V236H129V235L127 234L128 230H126V229H127L126 227H127L128 225L126 226L125 224H126V223H127V224L129 223V226H128V227H131V226H132L131 224H133L132 222H134V221H132V219L135 220V217H136V216H137V217H136V220L138 219V215L141 214V211H140V210H142V208H141L140 210L137 211L138 213L135 212V211H134V213H133V212L131 213V216H130V217H132V218H131V221H129V220H130V217H129V215L127 214V212L124 211V212H126V214L128 215V217H127V219H126L127 221H125L124 218H126L127 215L122 211V213L124 214L125 217L123 216V218H121L122 213H121L120 215H117V213L115 212L116 209L113 211ZM141 206H142V204H141ZM195 206H196V205H195ZM227 206H228V205H227ZM227 206H226V209L229 207V206H228V207H227ZM255 206H256V207H255ZM37 207H36L35 209H37ZM42 207H43V206H42ZM44 207H45V205H44ZM44 207H43V208H44ZM60 207H62V206L60 205ZM60 207H59V208H60ZM71 207H72V206H71ZM71 207H70V208H71ZM88 207H87V208H88ZM95 207H96V206H95ZM125 207H126V206H125ZM128 207H129V208H128ZM130 207H131V208H130ZM138 207H139V206H138ZM207 207H208V208H207ZM59 208H58V209H59ZM70 208H69V210H71ZM80 208H81V207H80ZM83 208H85V207H83ZM99 208H100V207H99ZM111 208H112V210H111ZM145 208H146V207H145ZM145 208H144V209H145ZM149 208H150V206H149ZM153 208H154V207H152V209H153ZM168 208H170V207H168ZM168 208H167V209H168ZM173 208H175V207H173ZM195 208H196V207H195ZM198 208H199V207H198ZM198 208H197V210L199 211L200 209H198ZM0 209H1V208H0ZM33 209H32V210H33ZM40 209H41V207H40L39 209H37V211H39ZM56 209H57V208H56ZM64 209H65V208H64ZM74 209H75V208H74ZM74 209H73V210H74ZM89 209H90V208H89ZM102 209H103V207H102ZM147 209H148V208H147ZM251 209H250V210H251ZM3 210H2V211H3ZM19 210H21V209L19 208ZM22 210H23V209H22ZM30 210L27 211V213L31 214V215H30L31 217H36V216H40V215H41V214H38V215H37V211H36V210H34V211H35L34 214H35L36 216H35V215H32L33 212L30 213V212H31ZM46 210H45V211H46ZM67 210H68V209H67ZM69 210H68V211H69ZM82 210H83V209H82ZM85 210H86V209H85ZM98 210H99V209H98ZM98 210H95V208H94V209H91L90 212H89V214H94V216H97L98 219H97L96 217H94V216H93V217L91 216V217H92V220H93V218H96V219L100 222L101 219L104 218V215H103V216H101L102 214H101V215H98V214H97V211H98ZM145 210H146V209H145ZM149 210H150V209H149ZM149 210H148V211H149ZM155 210H156V211H151V210H150V212H151L150 215H151V214H154V213L157 212V210H159V209H157L156 206H155ZM163 210H164V208H163ZM163 210H162V212H163ZM201 210H204V209L202 208ZM0 211H1V210H0ZM7 211H9V213H7ZM54 211H55V209H54ZM59 211H60V210H59ZM87 211H89V210H87ZM112 211H113V212H112ZM146 211H147V210H146ZM166 211H169V210H166ZM198 211H197V213H198ZM251 211H253V210H251ZM254 211H253V212H254ZM21 212H22V211H21ZM21 212L19 211V213H21ZM41 212H43V211L41 210ZM41 212L39 211L38 213H41ZM55 212H56V211H55ZM64 212H65V211H64ZM83 212H84V211H83ZM114 212H115V213H114ZM162 212H161V213H162ZM170 212H171V211H170ZM170 212H169L168 214H170ZM202 212H203V211H202ZM202 212L199 211V213H202ZM1 213H0V214H1ZM10 213H11V214H10ZM27 213H26V214H27ZM58 213H59V212H58ZM62 213H63V212H62ZM68 213H69V212H68ZM81 213H82V212H81ZM86 213H87V212H86ZM101 213H102V212H101ZM110 213H111V214H110ZM136 213H137V214H136ZM142 213H143V212H142ZM158 213H159V212H158ZM164 213H166V212H164ZM7 214H8V215H7ZM21 214H22V213H21ZM21 214H20V215H21ZM29 214H28V215H29ZM60 214H61V212H60ZM89 214H88V215H89ZM132 214H133V215H132ZM171 214H172V212H171ZM205 214H210V213H209V212H203V213H202V215H205ZM6 215H7V216H6ZM58 215H59V214H58ZM58 215H57V216H58ZM65 215H66V214H65ZM69 215H70V214H69ZM83 215H84V214H83ZM88 215H87V216H88ZM145 215H146V214H145ZM155 215H156V213H155ZM155 215H154V217L157 218V216H155ZM198 215H200V214H198ZM25 216H27V215H25ZM53 216H54V215H53ZM53 216H52L51 218H53ZM61 216H62V215H61ZM77 216H78V215H77ZM117 216H119V217H117ZM133 216H135V217H133ZM143 216H144V215H143ZM162 216H164V215L159 216L157 219L160 220ZM208 216H209V215H208ZM18 217H21V216H18ZM78 217H79V216H78ZM78 217H77V218H78ZM84 217H85V216H84ZM146 217H148V215H147ZM152 217H153V216H152ZM198 217H200V216H198ZM205 217H206V216H205ZM38 218H39V217H38ZM51 218L49 217V221H50V222H48L47 224H48V226H52V225H53V226H52L53 230H52V229H49L50 227H49L48 229H47V228L45 229V231H47V232L49 233V237H50V236L52 237V235H54V234H53V231H54V232H55V231L57 232V230H58V228H59V226H58V227L56 226V227H57V229H56V227H55V225H54L55 222H54ZM54 218H55V217H54ZM54 218H53V219H54ZM66 218H68V216H67ZM66 218H65L64 220H68V219H66ZM69 218H70V217H69ZM71 218H75V216H71ZM82 218H83V217L81 216V217H80V221H77V222L80 224V226H81V223L83 224V226H84V225H85V226H89V225H88L89 222L86 223V221L82 220ZM120 218L124 220V223H122L123 220H122V221L119 220ZM140 218H142V217H140ZM169 218H170V217H169ZM169 218H168V219H169ZM255 218H257V216H255ZM9 219H10V218H9ZM9 219L7 218L6 221L9 220ZM90 219H91V218H90ZM96 219H95V220H96ZM142 219H144V217H143ZM142 219H141V220H142ZM147 219H149V221H148L149 223H150V221H152V220H153L152 222H154V218H151V217H150V218H147ZM162 219H164V217H162ZM168 219L166 218V220H168ZM60 220H61V219H60ZM60 220H59V221H60ZM70 220H71V219H70ZM74 220H75V219H74ZM74 220H73V221H74ZM86 220L88 221L89 219H86ZM97 220H96V222H97ZM109 220H110V221H109ZM112 220H113V221H112ZM115 220H116V222H115ZM155 220H156V219H155ZM159 220H157L156 223L159 222ZM166 220H162V222H163V223H166ZM170 220H173V219H170ZM203 220H205V219L203 218ZM2 221L5 223V221L2 219V220H0V224H1V225H2V223H3ZM51 221H52L53 223H51ZM117 221H119V222H117ZM104 222L106 223V220H104ZM104 222H103V223H104ZM110 222H111V223H110ZM112 222H114L113 224H114L115 226H112V225H113ZM135 222H136V221H135ZM135 222H134V223H135ZM138 222H139V221H138ZM143 222H144V221H143ZM172 222H173V221H172ZM172 222H171V223H172ZM176 222H179V221H176ZM201 222H202V221H201ZM204 222H205V221H204ZM4 223H3V224H4ZM70 223L72 224L71 221H64V222H63V224H67V225H69ZM75 223H76V222H75ZM92 223H93V222H92ZM103 223H102V224H103ZM188 223H189V222H188ZM190 223H191V222H190ZM198 223H200V222H198ZM71 224H70V225H71ZM89 224H90V223H89ZM95 224H97V223H95ZM95 224H94V225H95ZM146 224H148V223H146ZM150 224H151V223H150ZM153 224L155 225V223H153ZM158 224L160 225L161 223L159 222ZM168 224H170V223L168 222ZM176 224H177V223H176ZM183 224H184V223H183ZM56 225H57V223H56ZM75 225H76V224H75ZM108 225H107V226H108ZM120 225H121V226H120ZM124 225H125V226H124ZM130 225H131V226H130ZM135 225L139 226V224H135ZM140 225H141V223H140ZM151 225H152V224H151ZM154 225L151 226L152 228L149 226V227L151 228V232L153 231V227L156 228ZM177 225H178V224H177ZM179 225H180V223H179ZM190 225H191V224H190ZM200 225L203 226V224H201V223H200ZM33 226H34V225L31 226L32 229H31V227H29L30 229H25V228H27V227H23V228H24V229H23V228L21 227V228H20V229H21V232H20V229H18V231H17V232H19L17 237H14V236L12 235V237H10V239L13 238V237H14V238L11 239L10 241L6 240V242H5V240H3V239H6V238H8V237L10 236V235H8V236L6 235L7 232H11L12 234H15V229H14V232H12V231H13L12 229H11L10 231H8L7 228H6V225H5V227H4V225H3V227H4L5 229H1V230H0V234H2V236L0 235V236H1V238H0V245H1V246H0V247H1V248H0V264H21V263H22V264H69V260H70V258H73V257H74V260L71 259V261H73V262H75V263L71 262V264H77V261H75V260L78 258V256H76V255H82V256H83V255H88L89 257H90V256H93L92 254L86 252V250H85V251L83 250L82 252H78L79 249L82 250V248H80V247H83V249L85 248L84 245H83V243L86 242V240H85V241H82V240H84L85 237H87V236H85L83 239H80L81 241H80L79 238H78L79 242H80V243L83 242V243L81 244L82 246H80L79 248H78V247H77V248H76V247L74 248V249H76V250L78 249V251L75 252V253H77L76 255H74L75 253L72 254L71 251L68 252V251H69L68 246L70 247L71 245H66V247L68 248V251H67V248H66V251H67V253H71L72 255H71V254L67 255L66 253H65L66 255H64L65 249H64V252H63V250H62L63 247L61 248L60 245L65 246L64 243L67 242L66 240H65V242H64V239H63V243H62V241H61L60 243H59V241L56 242V241H54V240L57 239V238H55V237H58V234H57V236H55L54 239L52 240L51 237L49 238L48 236L44 235V234H47L46 232H45V233H44V232L41 233V232H40V229H39V228H36V225H35V227H33ZM37 226H38V225H37ZM48 226H47V227H48ZM78 226H79V225H78ZM90 226H91V225H90ZM96 226H98V225H96ZM160 226H161L160 228H159V226H158L159 230H161V231H159L160 234H156V235H160V236H157V237H159V238L161 237V238H162L161 235L164 233L165 236H166V233H167L168 231H166V228H164L165 225H164V226L160 225ZM171 226H172V224H170V228H169V229L172 230ZM193 226H195V225H193ZM261 226L264 227V225H262V224H261ZM0 227H1V226H0ZM67 227H68V226H67ZM71 227H72V226H71ZM73 227H74V226H73ZM166 227H167V226H166ZM173 227H174V224H173ZM177 227H178V226H177ZM180 227H181V226H180ZM182 227H183V226H182ZM200 227H201V226H200ZM1 228H2V227H1ZM62 228H63V227H62ZM97 228H98V227H97ZM97 228H96V230H97ZM101 228H102V233H103V234L106 233L107 230L104 229V227H103L102 225H101ZM125 228H126V229H125ZM136 228H138V227H134V226H133V229H132V230H134V229L137 230ZM140 228H141V227H140ZM175 228H176V227H175ZM175 228H174V229H175ZM184 228H185V229H183V230H186V227H184ZM189 228H191V227H189ZM201 228L203 229L204 227H201ZM72 229H73V228H72ZM75 229H77V230H74V229H73V230H74V232L76 231L75 234H77V233L79 232V230H78V228H76V226H75ZM82 229H83V228H82ZM82 229H81V230H82ZM84 229H85V228H84ZM122 229H124V230H122ZM145 229H146V228H145ZM192 229H194V228H192ZM263 229H264V228H263ZM25 230H26V231H25ZM87 230H89V228H88ZM90 230H91V229H90ZM105 230H106V231H105ZM140 230L143 231V229H140ZM140 230H139V231H140ZM175 230H176L175 232L177 233L178 229H175ZM183 230H181V233H183V232L186 233V231H183ZM189 230H190V229H189ZM194 230H195V229H194ZM5 231H7V232H5ZM22 231H23V232H22ZM24 231H25V233H24ZM77 231H78V232H77ZM92 231H93V230H92ZM98 231H99V230H98ZM100 231H101V230H100ZM110 231H112V230H110ZM110 231H109V232H110ZM118 231H117V229H116V232H117V233H119ZM156 231H157V228H156ZM3 232L6 233V234H3ZM30 232H32V233L34 232L33 234L36 235V236H35V237H32V236H31L32 239H33V238H34V239L32 240V239L30 238L31 241H30V239H27V240H28V241H27L26 238H27L30 234L33 235V234L30 233ZM39 232H40V233H39ZM72 232H73V231H72ZM95 232H97V231H95ZM114 232H115V231H114ZM129 232H131V231H129ZM136 232H137V231H136ZM175 232H174V233H175ZM178 232L180 233V230H179ZM191 232H192V231H191ZM208 232H209V231H208ZM210 232H211V231H210ZM210 232H209V233H210ZM23 233L25 234V236H26V234H28V236L25 238V237L22 235ZM38 233H39V235H38ZM57 233H58V232H57ZM60 233H61V232H60ZM80 233H82V232H80ZM80 233L78 234V236L81 235ZM98 233H99V232H98ZM153 233H154V232H153ZM157 233H158V232H157ZM168 233H169V232H168ZM189 233H190V232H189ZM211 233H212V232H211ZM9 234H10V233H9ZM16 234H17V233H16ZM16 234H15V236H16ZM84 234H85V233H84ZM87 234H88V233H87ZM87 234H86V235H87ZM90 234H91V233H90ZM108 234H109V233H108ZM113 234L115 235V233H112V236H114ZM138 234H139V233H138ZM150 234H151V233H150ZM170 234H171V233H170ZM170 234H167V235H169L170 237H172ZM177 234H178V233H177ZM192 234H194V233H192ZM213 234H214V231H213ZM19 235L22 236L21 238L24 237L25 240L23 241V239H22V240L20 241L21 238H20V239L18 238ZM34 235H33V236H34ZM40 235H41V236H40ZM61 235H63V234H61ZM61 235H59V236H60V237H59L60 240H61ZM95 235L98 236L97 234H95ZM101 235H102V234H101ZM101 235H100V236H101ZM104 235H105V234H104ZM116 235H118V234H116ZM136 235H137V234H134L135 237L133 236L132 238H133V239H136V241H137V240L140 241L139 238H140L142 235L140 234L141 236H138L139 238H137ZM146 235H147V234H146ZM174 235H175V234H174ZM174 235H173V236H174ZM182 235H184V234H182ZM5 236H6V237H5ZM43 236L48 237V239L45 238V237H43ZM71 236H74V235L71 233ZM82 236H83V235H82ZM82 236H81V237H82ZM100 236H99V237H100ZM112 236H109L108 241H105V240L103 239L104 244H106V246L108 247V249H107V247H103V246H100V247H99V249L101 250L100 253L103 254L104 252H102V251H103V250H106L105 255H107V256H104V255L101 254L102 257H99V258H98V257H97L98 254H97V252H96L98 247L96 248V250H95V249H94V250L92 249V246H93V245L89 247V248H91L92 251H93V252H92V251H90V252H92L93 254H95V257L98 258V259H97L98 262H99V260H103V262H105V264H119V263L122 264V261H121V260H122L123 257H124V259L126 258L125 261L129 260L128 262H131V263H133V264H138V263L140 264V262H141V264H143L142 262L145 260V258L148 259V258H147L148 256L144 257V256H145L144 254L147 255V253L142 252L143 250H144L145 252H150V251H147L149 248H147L146 250L144 249V248L146 247V244H144L145 247H144V245H143L144 248H141V249L139 248V246H136V243H135V245H132V247L134 248V250L137 249V248H139V249H138V252H142V253H139V254H142L141 256L144 255V256H143L144 258L142 257V258H143V261H139V262H138V259H139V258H137V259H136L137 261H136V260L132 257V256H135L136 254L134 255L133 253H132V254L130 253V254L132 255V256H131V255L129 254V255L131 256V257H130V256H127L126 254H124V252H122V253L120 252V249H121V247H122L123 245H124L125 248H126L127 245L130 247V244H127V242H128L129 240L127 241V239L125 238L126 240H125L124 242H126L127 245H126V244H123L124 242H123V243L120 242V243H122L123 245L119 243V248H120V249H119V248L116 249L117 251L119 250V251L117 252V251L114 250V249L118 247V246H117V245H118V242L121 241V240L118 239V236H117V238H116V237L111 238ZM151 236H153V234H151ZM169 236H168V238H170ZM176 236H177V235H176ZM180 236H181V235H180ZM192 236H193V235H192ZM194 236H195V234H194ZM215 236H216V235H214V238H218L217 236H216V237H215ZM2 237H3V238H2ZM40 237H41V238H40ZM90 237H92V236L90 235ZM90 237H88V238H86V239H89ZM99 237H98V238H99ZM101 237H102V236H101ZM177 237H178V236H177ZM183 237L185 238V237H187V236H183ZM196 237H197V235H196L194 238H196ZM209 237H210V234H209ZM28 238H29V237H28ZM35 238H37L36 240H38V239H43L42 241H40L42 247L39 245V242H38L39 240L36 242V241H35ZM96 238H97V237H96ZM103 238H104V237H103ZM120 238H122V237H120ZM141 238H142V237H141ZM145 238H146V237H145ZM151 238H152V237H151ZM154 238H156V237H154ZM180 238H181V237H179L178 239H180ZM184 238H182L183 240H181L180 242L184 241ZM187 238H188V237H187ZM187 238H185V240H187ZM14 239H15V240H14ZM44 239H45V240H44ZM49 239H50V241H54V242H56V245L54 244L55 247H53V246H54V245H52L53 243H50V242L48 241ZM74 239H75V237H73V238L71 237V241L74 240ZM76 239H77V237H76ZM92 239H93V238H92ZM94 239H95V238H94ZM111 239H113V241H112ZM115 239H118L119 241H118V240H115ZM147 239H148V237H147ZM164 239H165V238H164ZM178 239H177V240H178ZM190 239H191V238H190ZM197 239H198V238H197ZM212 239H213V237L211 238V240H212ZM223 239L226 240V238H223ZM16 240H17L19 243H20V242H21V243H20V244H19V243H16V242H17ZM67 240H69V239L67 238ZM78 240H77V241H78ZM109 240L111 241V243H110ZM123 240H124V239H123ZM123 240H122V241H123ZM141 240H143V239H141ZM156 240H157V239H156ZM159 240H160V239H159ZM167 240H168V239H167ZM169 240H170V239H169ZM194 240H195V239H194ZM194 240H193V243H194V244H193V245L190 244V246H195V244H197V243H196V240H195V242H194ZM208 240H209V239H208ZM211 240H210V242H211ZM22 241H23V242H22ZM71 241H69L71 244L74 243V244H75L74 246H77L76 243H75V242H77V241H75V242H73V241L71 242ZM87 241H88V240H87ZM89 241H91V239H90ZM89 241H88V242H89ZM94 241H95V240H94ZM94 241H93V243H92V242H91V243L94 244V245L96 246V244L98 243L97 245H99V244L101 243L102 240H101V238H100V239H97V240L95 241V243H94ZM114 241H115V242H114ZM134 241H135V240H134ZM144 241H145V240H144ZM144 241H142V242H144ZM148 241H150V239H148ZM154 241H155V240H154ZM154 241H151L150 243L148 242V243H149V246H151V245H152V242H154ZM199 241H201V240L199 239ZM212 241L216 242V240H214V239H213ZM228 241H229V239H228ZM8 242H9L10 244H11V242H12V244H13V242L16 243V244H15L16 247H15V245H13V246H14L15 248H17V249L22 245V243H23V245H24V244L27 242V244H25V248H28V246H30V249H24V252H23V251H18V254H17V251H15V252L13 253L14 248H13V246H12L13 249H12L11 247H8V246H11ZM30 242H33V243H30ZM45 242H46V244H45ZM107 242H108V243H107ZM156 242H157V241H156ZM173 242H174V241H173ZM173 242H172L171 245L174 244ZM185 242H186V241H185ZM188 242H190V241H188ZM197 242H198V241H197ZM202 242H204V243L206 242V244H208V243H207V240H205V241L203 240ZM210 242H209V243H210ZM221 242H222V240H221ZM224 242H225V241H224ZM224 242H223V243H224ZM226 242H227V240H226ZM230 242H231V240L229 241V243H230ZM28 243H30V245H28ZM42 243H44V244H42ZM48 243H49V247L51 246L50 248L48 247ZM67 243H68V242H67ZM67 243H66V244H67ZM70 243H69V244H70ZM80 243H79V244H80ZM86 243H87V242H86ZM128 243H132V242H128ZM133 243H134V242H133ZM144 243H145V242H144ZM163 243H164V242H163ZM170 243H171V242H170ZM176 243H177V242H176ZM199 243H200V242H198V244H199ZM227 243H228V242H227ZM7 244H8V246H7ZM31 244H33V245L31 246ZM89 244H90V243H89ZM110 244H111V245H110ZM137 244H138V243H137ZM142 244H143V243H142ZM142 244H141V246H142ZM150 244H151V245H150ZM153 244H154V243H153ZM157 244L159 245L160 243H157ZM181 244H183V243H181ZM184 244H185V243H184ZM184 244H183V245H184ZM198 244H197V246H199ZM200 244H201V247L203 248V245H204V244H203V245H202V243H200ZM211 244H212V243H210V245H211ZM18 245H20V246H18ZM27 245H28V246H27ZM109 245H110L111 247H110ZM171 245H170V247H171ZM179 245H180V243H179ZM232 245H233V244H232ZM232 245L230 244L231 247L229 246V249H228V248H227V247H228V244H227V247H226V243H225V245L223 244V246H222V243H221V247H223V249H222V248H221V249H222V251L224 250L225 252H223L222 254H219V255H223V254H225V258L228 257L227 259H225V258L222 256V257H223L222 260L225 259V260L221 261L222 264H223V262H224V264H231V261H233V262H237V261H235V260H237V259H238V261H239L238 256L236 257L237 254H236L235 249H234L235 247H233L234 250L231 249V248H232ZM6 246H7L9 249H12V250H10V251H9V249L5 250V248H3V247H6ZM26 246H27V247H26ZM39 246H40V247H39ZM56 246L59 247V248H57ZM74 246H73V244H72V248H73ZM86 246H87V245H86ZM114 246H115V247H114ZM116 246H117V247H116ZM141 246H140V247H141ZM149 246H147V247H149ZM153 246H154V245H153ZM162 246H163V245H160L161 249H162ZM174 246H175V245H174ZM174 246H173V249H175ZM190 246H189V247H190ZM132 247H131V248H132ZM160 247H158V248H160ZM170 247L168 246L169 249H170ZM177 247H178V245H177ZM177 247H176V248H177ZM180 247H182V246H180ZM184 247H185V246H184ZM184 247H183V248H184ZM195 247H196V246H195ZM23 248H24V247H23ZM70 248H71V247H70ZM72 248H71V250H72ZM93 248H95V247H93ZM102 248H104V249L102 250ZM111 248H112V249H111ZM122 248H123V247H122ZM153 248H154V247H153ZM155 248H156V247H155ZM163 248H164V247H163ZM165 248H167V247H165ZM186 248H187V246H186ZM197 248H198V247H197ZM214 248H216V247H214ZM17 249H16V250H17ZM21 249H22V246H21ZM21 249H19V250H21ZM49 249H50V250H49ZM123 249H124V248H123ZM150 249H151V248H150ZM169 249H168V250H169ZM173 249H172L171 251H173ZM226 249L230 250V252H229L228 250H226ZM30 250H31V251H30ZM61 250H62V253L60 252ZM109 250H110V251H109ZM112 250H113V251H116V252H114V253H110ZM125 250H127V248H126ZM141 250H142V251H141ZM155 250H157V252L159 253L158 249H155ZM155 250H154V251H155ZM181 250H182V249H181ZM183 250H184V249H183ZM189 250H191V248H190ZM197 250L200 251L201 248H200V249H197ZM2 251H3V252H2ZM5 251H9V252H5ZM28 251H29V253H28ZM39 251H42V252H39ZM74 251H75V250H74ZM88 251H89V250H88ZM94 251H95V252H94ZM131 251H132V249H131ZM135 251L137 252V250H135ZM135 251H134V252H135ZM152 251H153V250L151 249V252H152ZM154 251H153V252H154ZM164 251H165V250H164ZM175 251H176V249H175ZM207 251H208V250H207L206 248H203V249L200 251V255H201V253L204 252L202 255H204V254H208V255H207L208 257H207L206 255L203 256V257H201L202 260L200 261V263H199V262H198V263H199V264H203V263H204V264H207V263L211 260L210 262H213V263L217 264L216 261H214L215 258L211 257V254L209 255V253H208ZM212 251H213V248H212ZM222 251H221V252H222ZM227 251H228V253H226ZM21 252H23V253H21ZM30 252H32V254H33V255L35 254V255L32 256V254H31ZM34 252H36V253H34ZM98 252H99V251H98ZM107 252H108L109 254H108ZM128 252H129V251H128ZM151 252H150V253H151ZM153 252H152L153 255H157V254H158L156 251H155L156 253H155V252L153 253ZM160 252H162V254H160V255H163V254H164L163 251H160ZM169 252H170V251H169ZM189 252H190V251H189ZM209 252H210V250H209ZM218 252H219V251H218ZM231 252L235 255V257H236L237 259H236L235 257H233L232 255H231V257H230ZM27 253H28L29 255H28ZM118 253H119V255H118ZM120 253H121V254H120ZM126 253H127V252H126ZM143 253H144V254H143ZM176 253H178V252H176ZM182 253H183V252H182ZM196 253H197V252H196ZM196 253H195V255H196ZM213 253H214V252H213ZM229 253H230V254H229ZM165 254H166V253H165ZM170 254H171V253H170ZM192 254H193V253H191V255H192ZM13 255H15V256L13 257ZM25 255H26V256L28 255V257H25ZM38 255H39V257H38ZM101 255H100V256H101ZM117 255H118V256H117ZM153 255H152V256H153ZM160 255H158V256H160ZM168 255H169V254H168ZM168 255H167V256H168ZM175 255H176V254H175ZM183 255H187V254H183ZM183 255H181V256H183ZM198 255H199V252H198ZM227 255H228V256H227ZM1 256H2V257H1ZM67 256H69V260H68ZM72 256H73V257H72ZM149 256H150V255H149ZM158 256H157V257H158ZM192 256H193V255H192ZM3 257H4V258H3ZM30 257H31V258H30ZM35 257H36L37 259H36ZM89 257H87V258H89ZM109 257H111V259H112V260L114 259V260H113V261H112V260H109ZM114 257H115V258H114ZM120 257H121V258H120ZM135 257H138V256L136 255ZM154 257H155V256H153V258H154ZM169 257H170V256H169ZM173 257H174V256H173ZM173 257L171 258V260L173 259ZM176 257H178V256H176ZM194 257H195V256H194ZM204 257H205V258H204ZM217 257L219 258V256H217ZM217 257H216V258H217ZM229 257H230V258H229ZM9 258H11V259L13 258V259L10 261ZM17 258H18V259H17ZM80 258L82 259L81 256H79V259H80ZM83 258H85V257L83 256ZM90 258H91V257H90ZM90 258H89V259H90ZM119 258H120L121 260H120ZM184 258H186V257H184ZM203 258H204V260H203ZM231 258H232V260H231ZM16 259H17V260H16ZM81 259H80V261H78V263H79V262L81 263V261L84 260V259H83V260H81ZM89 259H88V260H84V263H85L86 261H87V263H88ZM124 259H123V262L125 263ZM131 259H132V260H131ZM140 259H141V258H140ZM140 259H139V260H140ZM156 259H158V258H156ZM165 259H167V257H166ZM174 259H175V257H174ZM174 259H173V260H174ZM209 259H210V260H209ZM219 259H220V258H219ZM228 259H229V260H228ZM5 260H7V261H5ZM77 260H78V259H77ZM90 260H91V259H90ZM115 260H116V261H115ZM117 260H120L119 263H116V262H118ZM159 260H160V259H159ZM173 260H172V262H169V260L166 261V262H169V263L172 264V263H173ZM182 260H183V259H182ZM186 260H187V259H186ZM197 260H199V259H193L191 262H193V263L196 262V263H197ZM9 261H10V262H9ZM12 261H13V262H12ZM145 261H146V260H145ZM149 261H150V260H149ZM151 261L153 262V264H157V263H154L155 260L153 261V259H151ZM151 261H150V262H151ZM157 261H158V260H157ZM163 261H164V260H163ZM176 261H177V260H176ZM202 261H203V263H202ZM225 261H226V262L229 261V262L226 263ZM20 262H21V263H20ZM95 262H96V261H95ZM100 262H101V261H100ZM182 262H184V261H182ZM191 262H190V263H191ZM205 262H206V263H205ZM218 262H220V260H218ZM90 263H92V262H90ZM131 263H128V264H131ZM145 263L147 264V262H145ZM158 263H159V262H158ZM163 263H164V262H163ZM163 263H160V264H163ZM184 263H185V262H184ZM193 263H191V264H193ZM93 264H94V262H93ZM100 264H101V263H100ZM103 264H104V263H103ZM126 264H127V263H126ZM173 264H174V263H173ZM175 264H177V262H176ZM194 264H195V263H194ZM208 264H209V263H208ZM218 264H220V263H218Z\"/></svg>","mask_w":264,"mask_h":264},{"label":"clouds","instance_id":"9594fccd","mask_svg":"<svg viewBox=\"0 0 264 264\" xmlns=\"http://www.w3.org/2000/svg\"><path fill=\"white\" fill-rule=\"evenodd\" d=\"M81 43H83V42H81Z\"/></svg>","mask_w":264,"mask_h":264},{"label":"built area","instance_id":"2783aa9c","mask_svg":"<svg viewBox=\"0 0 264 264\" xmlns=\"http://www.w3.org/2000/svg\"><path fill=\"white\" fill-rule=\"evenodd\" d=\"M200 73V72H199Z\"/></svg>","mask_w":264,"mask_h":264}]
</instances>
